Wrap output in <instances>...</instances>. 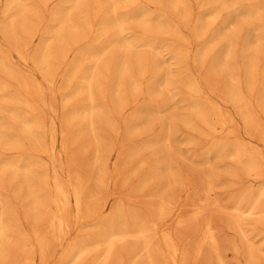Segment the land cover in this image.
Here are the masks:
<instances>
[{
	"label": "rangeland",
	"instance_id": "1",
	"mask_svg": "<svg viewBox=\"0 0 264 264\" xmlns=\"http://www.w3.org/2000/svg\"><path fill=\"white\" fill-rule=\"evenodd\" d=\"M10 1H12V0H10ZM28 1L29 0L25 1L27 7H26L25 2H24V5H23L24 11H25V9L27 11V9L29 8L30 5H32L33 7L35 6L37 9V6L39 5L38 4L39 2L37 0H34L35 2L37 1L36 2L37 5L34 2L32 4L31 3L32 0H30V2H28ZM62 1H64V0H47L46 2H44L45 8L43 6V11L41 9L42 6H40L41 5L40 4L39 5L40 7L38 6V8L41 9V12L43 14H41L39 12L40 10L38 11V9H37V11L39 12L37 14L38 17H42V18L38 19L37 16H34L35 19L37 17L36 22H33V21H35V19H33V21H27V20H29V19H27V17L30 16V14H31V16H30L31 18H33L32 14L36 15L37 12L34 11L35 8L32 9L33 11L28 10V12L30 14H28V12L25 11L24 16H26V18L24 17V19H27V20L25 21L26 23L24 24V26L28 22L36 23V25L34 24V26H33V23H31L32 25L30 26V24H29V27H28V24H27L26 25L27 28L25 26V30L27 29L28 31L27 32L25 30L24 31L26 33H29L30 29H28V28H31V27L36 28L37 30L34 28L31 29V30L37 31V32L32 31V33L34 32V34L36 35V36L34 35V37L32 36L33 34L31 35V33L29 35L24 34L25 32H23V30H22L21 31L22 34L21 33H19V34L21 36H23V41L20 40L21 43L19 41L18 42L15 41V40H14V42H12L14 35H12V34L10 35L9 33L13 31L12 29L14 26L17 25L16 23H15L16 25L11 27L12 29L11 28L8 29L6 27L8 30H10V32L9 31H7V32L6 31L5 32L0 31V36H1L0 37V46L2 45L0 47V49H1V52L5 54V55L1 54L0 59L3 61L5 60L3 62L4 65H5V63L8 62L7 64L9 66L5 65L6 68L9 67L6 69L7 72L9 69H12V71L10 70V72L12 73L14 71L13 73L15 74V77H17V80L19 82V84L18 83L15 84V82L11 81V79H10V83H9V80H6V79H8L7 74L11 75V73L6 72L7 74L5 75L4 72L6 70L3 69L5 66L1 67L4 70V72L3 71H2L3 73L0 72V75L2 76V78H0V82H2V80H3V82H6L7 84H9L11 86H10V90L8 88V90L6 91V87L4 85H2L4 92L5 91H6V93L8 92L7 98H9V101H7V99L4 98L7 96L5 93H4L5 96L3 97V95H2V97H1L2 99L0 101L1 102H2V100L6 101L7 104L10 106L9 102L13 100V102H11V103L17 104L18 108L16 107L17 110H15L16 105H12V104H11V106H12L11 109H9L8 106H6L4 108L3 106L6 105L5 104L6 102H2L1 105H3L2 106L3 108H0V109H2V110H0V116L2 114L0 120H2V117L6 113L9 114L10 111L11 112H15V111L17 112L18 111L17 113H20V111L18 110V109H20V106L18 105V103H16V100H17V102H18V100H21L22 102H24L23 104H21L22 102L19 101L20 105H23V107L25 105V109L23 107H21V109H20V110L24 109V112L20 113L21 115L23 114L22 116H26L24 113L28 114L29 111L28 110L25 111L26 108H29V110H30L31 105L33 107L36 103L37 106L36 107L34 106L35 108L33 110L35 111L37 109L35 111V113L37 115L31 109L32 110L31 112L36 116V118H35V116H32L31 112L28 114V117L32 118L33 120L35 118L36 121L35 120L34 121L36 122L37 127H38L36 134H38L37 140H38V142L40 141V144L37 143L36 146L38 145L40 147V145L42 144V146L43 145L44 146L41 147L40 150L44 147L46 149V150L43 149L44 152H41L42 150L41 151L39 150L40 152L38 150L36 151L35 150L36 147H35V149H31V147H33V145H35L34 143H36L37 140H35L36 142L34 141V143H33V140L30 139V140H32V144H31L32 146H30L31 141L29 140V138H27L23 134L20 135L21 133L18 134V132H20V131H19V129L16 128L18 126H15L16 124L11 120L12 116L9 115L11 118H8L9 116L5 115L3 117V120H5V121H3V122L1 121V123H0L1 131L5 132L6 128H4V125H5V127H7V125H9L12 121L14 124L12 126V123H11L10 126L13 128L14 127L16 128L15 131H17V133H15V134H18V135L16 136L14 134V136H11V137L14 138V137L19 136L20 138L19 137H18L19 139L16 138L15 141L19 140L18 144L21 141V143L24 147L19 148L22 146L21 144H19V147H17V149L16 148L14 149L13 147H11L13 149L10 150L11 148L9 149V147H10V145L12 146V141L14 142V139L11 140V137L9 136L10 139H8L6 141L2 140V142L5 143V144L1 143L2 148L4 146H7V148L6 147H4L5 149L0 148V151L5 150V151H3V154H2V152H0L2 154V157L0 156L1 157L0 159H2V161L4 159H6L4 161H8V162H11V160H12V162H16V163H18L19 160H21L22 162H25L26 160H29V161L33 160L32 163H34L35 167L36 168L38 167L40 169V172L43 171V173L42 172L39 173V170L34 169L33 170L34 173H35V170L37 173V174L36 173L34 174V176L37 175L36 183H35V178L33 176V171H32V176H33L32 180L33 181L32 180H31L32 182L30 180L29 181L31 182V184H33V183L36 184V186L38 184V188L42 193V194L40 193L41 194L40 195L38 193L39 190L37 188V194L40 195L39 198L41 200V202L39 201L40 202V204H39L40 208L39 209L44 211L48 216H50L49 214L55 213L54 210H56V209L58 210V208H59V207H56V209H54V206H58V205L55 204V201H54L55 192H54V189L52 188L53 187L52 183H50V181L51 180L53 181V179H57L63 185V187L65 186L64 189H66V191L68 190V193L70 191L71 192L72 191L73 192L78 191V193H80V195L78 194L80 196V200L81 199L85 200V202L80 201L81 202L80 210L82 211L83 215L80 212L78 214V212L74 208H72L71 206H69V207L67 206L66 208H68L67 209L68 211L66 209H64L65 212L67 211V214L64 215L65 212L63 211L64 212L63 216L67 217L69 219V220H67V224L69 225V227H71L70 231H69L71 234L70 233L67 234V232H68L67 231L64 235L62 234L65 237L62 238V235H60L62 240H60V238H57V242L55 241L56 239H53L55 242H53V240L51 241V245H49L48 248L46 249L47 251H45V253H47V254L45 255V253H44L45 256L44 255L40 256L39 248L35 247V246H37L36 245L37 243L33 242L34 241V235L32 232H33V228L35 227V223H33L34 222L33 221L34 215H33V212H31V211H29V209H27V208H29L28 202H30V201H28V200H30V198L26 196L27 194H22V193H26L27 184L25 183V181H23V180H22L23 182L21 181V179H22L21 176L14 177L15 178L14 179L12 177V175H10V174L8 175V173H7V176H9L13 179V181H12V180H9L11 178L7 177L6 173H3V175H2V173H0V175H2V177L0 179V195L2 194L1 198L2 199L4 198L3 201L9 202V203L6 202L8 205L6 204L5 205L6 208L4 206V209L8 210L11 208V210H12V211L10 210L11 214H13L14 217H16V216L18 217V218L16 217V219H18L17 221H19V223H18V227L20 228L19 233L20 234L24 233L23 235H24L25 239L27 236V239H26L27 241L25 242V244L26 243L28 244V245L23 244V246L25 248L23 246H20V245H18V247L12 248V250L14 249L13 250L14 255L12 253V250L9 251L10 257L8 258V261H10V262L11 261L12 262L18 261L19 262V261H21V259L24 256H26L29 253L28 255H29V258L31 260V264H41V261H45L46 259H48V260H46L47 264H57L58 262H59L58 264H63L64 261H66L68 258H70V257H68L67 259L65 258L68 256L67 253H69V250H68L69 247L75 246L74 244L79 245L82 242L85 243L87 241V244L89 245V246L87 245L88 250L86 249L83 252L84 253V254H82L83 256H80V258L78 257L77 258L78 260L77 259L72 260V258H71V260L74 262L76 260V262H77L76 264H86V263L92 264L93 262L95 264H97V263L102 264V263L106 262V260H107L106 263H108V264H153V263L154 264H167V261L169 259H167V256H164V255L169 253L168 246L169 247L171 246L174 238H175V244H177L179 242L180 245L178 243L177 246L179 245L178 247L180 248V251L181 252L183 251L182 253L180 252V255H179L181 259L178 258V259H180L179 264L180 263L181 264H185V263L186 264L187 263L188 264H212L213 263L212 261H214V264H218V262H217V261H219L218 257H219V259L222 257L220 259L221 262L223 260L225 261V262H222L223 264H225V263L226 264H246L244 262H247L249 264L251 261L248 262V258H246L247 254H245V252L247 253L248 248L246 246H244L245 243H246V245H249L248 242H250V245L256 244L255 247H257L258 249L256 248L254 251H256L257 254L259 253L258 255L260 257L261 253L264 252L263 251L264 250V242L263 243L261 242L262 240H264V237H262V235L264 234V233H262V232H264V230H263L264 227L261 226V228H259L257 226V224L258 225L260 224L257 222L258 219L256 221L257 224L255 226H253L254 223L252 224V219H253L255 214H253V217L250 218L249 216L252 214H247V212H246V215H245V212H241L242 209H245L244 207H241L242 208V209H240L241 211L239 210L242 213L241 214L242 217L240 219H245V220L249 221V218H250V220H251V221H249L251 223H249V222L247 223V221L244 222L245 220L243 221L244 222L243 224L241 223L242 229L245 231L244 233H243L242 229L240 231H236V233L232 231L233 229L229 230V228H230V227H228L229 224L226 225L225 222L229 221V217H227V216H229L228 215L229 212H227L226 208L228 207V210L230 209L231 205L234 202L233 200H235L237 198L236 194H238V192L242 193L243 190H245L247 187H250V186H252L253 188H255V186H256V189H260V188L264 187V184H263L264 183V172L262 171L263 174L258 175L257 177H254L252 174H250V175L242 174L238 180H235L231 176V172L237 168L236 166H232V165H237L233 162L235 160L232 158L229 159V157H226V159L222 161L221 159H224V158H222L223 155L220 156V159L217 158V155L214 154L215 150H213V148L216 147L215 142L217 143L220 140L224 143L226 142L224 139H226L227 141L228 140H230V141L231 140H234V141L237 140V141L243 142L245 144L247 143L248 144L247 148H249L251 153H253V154L256 153L255 156L257 154H259L258 155L259 157H261V156H262V158L264 157V155H263L264 154L263 153L264 152V140L261 138L264 136V129H262L264 127V112L262 114V112L259 111L260 109L263 110L264 106L259 105L261 103H260V101H257L259 98H262V96H263L262 90H264L263 85H262V83L264 84V53H262V52H264V44L262 43V42H264V28H263L264 27V0H180L181 2L178 0V4H177L176 0H175L176 2L174 0L173 1H171V0H141V1L140 0H130V1L129 0H116L117 5H116V1L113 2V0H109L110 1L109 4H108V2H106L108 0H103V1L101 0V2L105 1L104 2V6H105L104 8H103V3H100L97 0H94V1L90 0L91 2L90 1L89 2L92 3L91 4L92 6H94V8H92V6H91V8H92V10H90L91 12L90 11L88 12L90 6L88 8L86 7V6L90 5V3L89 4L86 3L87 0H85L86 2H84L86 4H84L82 2V0L81 1L79 0L80 2L77 0H73L72 2L69 0L70 2H67L68 0L67 1L65 0V2H67L68 5H70V4L73 5V3H75V1L77 2L75 5H80L77 7H75V5L73 6L74 8H76V9H74V8L73 9L77 10L78 13H76L73 9L71 10L74 21L76 20L75 19L76 17H79V18H77V20H79V22H81V18L83 15L82 11L85 14L88 12L87 15L89 14L91 16V17H88L89 15L88 16L85 15V17L87 16L86 20L88 19V21H85L82 18V21L84 20L82 25H85L84 24L85 22H87V23L89 21L90 22H89V25L87 23L85 26L79 25V29L82 27L81 31L82 30L85 31V32L80 31L82 34H81V36L80 35L79 36H80V39L81 38L82 39L81 40L78 39L79 43L77 42V36L74 39V41L71 39H67L71 43H74L76 41L77 43L76 44L74 43L75 45L74 44L68 45L67 44L68 41H66V40L64 41V39H65L64 34H66L65 31L67 28L65 29V31L63 30V28H65V26H67L68 21L66 19L65 20L66 22H64V20L61 18H63L65 16L66 8H68L67 7L68 5L65 6L66 3H64ZM118 1L119 2L125 1V2L119 3ZM41 2H42V0H41ZM61 2L63 5H61ZM94 2H95V5H93ZM98 2L101 5L100 12L102 11V13H101L102 15L98 14V16H95V17L93 16L94 17V19H93L91 14H93L92 11H94V10L96 11V8L98 6H100V5H98L99 4ZM171 2H173V5L171 4ZM182 2H183V5L185 4V7L182 5ZM9 3H11V2H9ZM9 3H8V0H0V12H1L0 13V25H1L0 28L1 29H2V27L7 26V25H5V22L7 24L10 23V21L7 18H5V15L8 17V14H9L8 10H7V14H5L4 17L2 14L3 9L5 8V11H6V9H7L6 7L9 5ZM112 3H114V5H116V6H118L120 4L119 8L111 6V5H113ZM121 3H123V5H124L123 8L121 7V5H122ZM4 4H6V5L8 4V5L6 6ZM174 4H175V6L177 4V8L174 7ZM186 4H188V5H186ZM12 5L13 4L11 3V6ZM59 5H61V8H63V10H60L61 8ZM15 6H16V3L13 5V7H15ZM82 6H83V8H81ZM109 6H110V8H109ZM140 6L144 11L140 8ZM187 6H189V7H187ZM13 7H11L12 10H14ZM56 7L58 9L60 8L59 10H57L58 15H57V13L55 14L53 12V11L57 12ZM112 7H113V9H115V11H117V8H118L117 12H119V9L121 8L120 12L123 13V15H120L121 13L118 14L117 12H115L112 9ZM133 7H135V8L139 7V8H136V9H138L137 13L140 10V13H138V14L142 15L143 18L138 16L136 11H134V9H132ZM237 7H239V8H237ZM52 8H53V10H52ZM64 8H65V11H64ZM80 8L82 11L81 10L79 11ZM105 9H106V11H105ZM145 9L149 10L150 14H148V13L147 14L150 16H151V12H152L153 16L157 17L156 20L160 19L161 17H163L165 19V20H163V18L161 19V22L163 21L162 23H158V22H160V20L159 21L157 20V22H156L157 24H159L158 26L156 25V27H158L159 29H161V27H162V29H161L162 31L160 30L161 32L160 31L157 32L158 30L156 31V29H158V28L155 29V27H154V25H155L154 22L156 20L153 16L152 17L154 19H152V21L150 20L152 17L150 19H148L150 16H148L145 13ZM210 9H213V12ZM12 10L10 9L9 11L11 12ZM44 10H45V12H44ZM50 10H52V11L49 12ZM127 10H129L127 13L128 16H127V14H124V13H126ZM208 10L211 11L213 14L211 12H209ZM236 10H238L237 14H236ZM5 11H4V13H5ZM47 11H48V14L46 13ZM59 11L60 12L62 11L63 13L60 14ZM95 11H94V15L96 14ZM130 11L131 12L134 11V12H132V14H135L134 16H136V18L132 14L131 15L133 17L129 15L131 13ZM239 11H240V13H239ZM100 12L97 11V13H100ZM103 12H106V13L104 14ZM112 12L114 15L115 14L116 15L114 16L112 14ZM141 12H142V14H141ZM154 12L156 13V16H155ZM207 12H209L208 13L209 17H210V14L213 15V16L211 15L212 16L211 19L208 17V14L206 15ZM143 13L146 14L148 16V18L146 16H144ZM74 14L77 16L74 17ZM53 15H55V16L57 15L58 18L60 16V19H58L59 21H56V22H59V23L61 22V24L54 22L55 21L54 19L57 20V17L54 16L53 18H51ZM72 15H70L71 18H72ZM104 15H108L107 19L116 17L118 20H122V18L120 19V17H128L129 18V16L132 19L134 18L136 21H138L141 18L142 20H139V22H141L140 24L143 26L138 24L139 22L136 25L135 21H134L135 23L133 21L129 22V19L124 18L123 20L125 21L126 27L123 26V28H124L123 31H125L126 28L129 26V30H127V32L123 33V31H122L121 35H119V37H120L119 39L120 40L124 39V42H123V40L121 42L119 40L116 41L117 39L115 41L114 40L112 41L111 38H113L114 36H112V34H111L112 37L111 38L109 37L110 36L109 33H112V32L108 33V31H106L108 34H106L105 32L102 33L103 31L100 32L102 30L101 26L103 25V21L106 18V16H104ZM83 17H84V15H83ZM96 17H97V19H95ZM98 17L104 18V19L101 18V20H100V22L102 23V25L100 26L101 28L99 27L100 23L99 22L97 23V21L100 19ZM137 17H139V18H137ZM144 17H145V19H144ZM3 18H5V20H4L5 22L3 21ZM31 18H30V20H32ZM146 18L148 19V22H147V25H144L143 21L146 22L147 21ZM214 18H215V20H214ZM24 19L22 18V22H24L23 21ZM1 20H2V24H1ZM40 20H41V22H40ZM60 20H63V22ZM126 20H128L127 23H126ZM211 20H212V22H211ZM230 20L232 23L230 22ZM50 21H51V23H50ZM122 21H121V24L124 22V21L123 22ZM164 21L169 24L168 25L166 23L167 24L166 30H165L166 27H165ZM3 22H4V24H3ZM45 22H48L49 23L48 25L53 24L52 26L54 29L59 27V25H62L61 29L64 31V33L63 32H62L63 34L60 33V34H62L60 36L62 38L60 41H58L59 43L58 42H57V44L55 43L56 37L55 38L51 37L54 35L53 32H52L53 35L50 34L51 31H53L51 25H50L51 30H49L50 28L49 29L47 28V30H45L46 29L45 27H49V26H46L47 24ZM79 22L75 21V23H79ZM19 23L20 22H18V24ZM62 23H64L65 25ZM128 23H129V25H128ZM56 24H59V25L56 26ZM223 24H224V28H222ZM227 24H228V26H227ZM2 25H5V26H2ZM63 25H64V27H63ZM90 25L93 26V30H94V27H95V29H98L97 31L94 30L95 34H94V32H93V34H90L92 32V27L91 28L89 27ZM160 25H162V26L159 27ZM262 25H263V27H262ZM43 26H45V27H43ZM145 26H146V28H150V29H152L154 27V29H152L151 31L148 30L149 32H151V33H149L148 31L147 32L145 31L146 28H143ZM18 27H19V25L15 27L16 32L15 31H14L15 33L12 32L13 34L16 35L17 31L20 32V30H18ZM87 27H89V28H87ZM99 29H101V30H99ZM48 30L50 33L49 32L46 33ZM89 30H91V32ZM130 30H132L131 33H129ZM163 30H165V31H163ZM216 30L218 33L220 32L219 33L220 35L216 32ZM251 30H252V32H251ZM86 31L90 32V33H88V36H87ZM80 32H79V34H80ZM215 32L217 33L218 36L217 35L215 36ZM5 33L7 34V36H5L7 40L9 39V38H7L8 34H9V37L11 36V38H10L11 41H9V40L8 41L10 43L12 42L11 44L13 45V47L12 46L11 47H12V49L14 48V51H12L10 49L11 47L9 46L8 41L3 36ZM85 33H86V35H85ZM100 33H102V35L105 36V37L103 36L104 40L106 39V37L109 40L111 39L110 41L108 40V42L112 41L111 42L112 44L109 43L110 44L109 45L108 43H106L107 42V39H106V42H104L105 46L102 45L103 39L101 42L102 35L100 36ZM122 33H123V35H122ZM125 33H127V34H125ZM132 33L134 36H132ZM152 33H154V34H152ZM96 34L100 36V37L98 36L99 40H96V38H95V37H97ZM26 35L28 36V38ZM49 35H51V36L49 37ZM82 35L86 36L87 38L84 37V39H83ZM92 35H94V36H92ZM127 35H129L128 37L132 38V39L127 40L128 39ZM143 35L145 37L142 38ZM240 35H241V37H240ZM154 36L156 39H158V42H160V41L162 42V43L160 42V46L164 45V47L159 48L158 47L159 43L157 44V43L153 42V40H151V39H150V44L152 41L153 44H151V46L155 49H153V48L149 49L150 46L145 45L146 43H149V40H147V39L144 40V38H150V37L154 38ZM214 36H215V38H213ZM233 36L236 39L238 36L239 39L236 40L237 42L234 40L235 38ZM89 37H93V38H89ZM121 37H122V39H121ZM133 37H136V38L133 39ZM48 38H49V40H48ZM139 38L140 39L142 38L141 41L139 40L140 42L138 41L139 44H141V45L136 44V42H137L136 40H138ZM232 38H234L233 39L234 41L232 40ZM241 38L244 41L242 40V43L240 44ZM25 39H27V40H25ZM51 39H53V40H51ZM214 39H216V40H214ZM228 39H230V40H228ZM212 40L215 42L213 43ZM48 41H49V43H54L53 44L54 46H52L50 44V46H52L51 49L57 50L59 47L61 48V49L59 48L60 51H58V54L60 53L59 55L61 58L57 57V54H55L56 52H54V54L56 55V57H54V59L57 60V58H58V61H56V65H55V63H53V59L51 60V63H53L54 67H55L54 68L52 66L53 64H51V66L53 67L52 71L50 70V68L47 71L46 70L47 65L45 63L41 64L42 61H41L40 56L36 55V54L40 55L39 51L42 50V49H40L41 46L44 47V44H46V42H48ZM98 41H100L101 43ZM132 41H134V42H132ZM145 41H146V43H145ZM62 42H67L65 45H68V46H65V48L63 47V51H62V46H60L61 44L63 45ZM81 42H83V43H81ZM86 42L89 45H86ZM113 42H114V44H113ZM115 42H117V43L119 42L118 43L119 45L117 43L115 45ZM122 42H123V44H121ZM142 42H143V45H142ZM156 42H157V40H156ZM97 43H98V45H97ZM99 43H100V45H99ZM126 43H127V45L129 44L128 46H129L130 50L127 49L128 47H127ZM131 43H135V44H133V47L132 46L130 47V45H132ZM208 43H209L210 47L207 46ZM210 43H211V45H210ZM215 43H216V45H215ZM232 43H234V44L232 45ZM19 44H21V45H19ZM92 44H94L93 47L91 46ZM95 44L97 47L95 46ZM107 44H108V47L106 46ZM156 44H157V46H153ZM76 45H78V46H76ZM85 45H86V48H83L84 49L83 50L82 47H85ZM113 45H115L114 49H113ZM134 45H135V47H134ZM230 45L233 47V49L235 46L236 47L235 50H233ZM20 46H22V47L19 48ZM73 46H75V47L73 48ZM88 46H89V49L94 48V46H95L96 50L99 47V50L101 51L100 55H102L103 52L106 53L107 50L108 51L111 50V51L115 52V55L114 56L110 55L111 51L109 54L106 53V55L111 56V57H115L117 54V55H119L118 57H120L121 53H123L124 56L121 57L123 59L124 57H126L125 56L126 53L129 55L131 54L133 56H136V54H138V52H139V55H141L139 57H142V59H144L146 57V59H147V60L143 61V60H141V58L139 59L138 55H137L138 58L134 57L135 58L134 61L139 62L141 60L144 63V64H142V62L140 61L142 66L146 64L144 66L143 72H142V70H140V73H139V71H137V70L139 68L141 69L142 66L140 65V63L135 64L133 62L134 58L131 57L132 58L131 59L130 56L127 55L131 59L132 63L131 64L128 63V65H127V68H129V69H127L128 72H124V73L125 74L131 73L130 76L129 75L127 76V77H129V79L131 78V80H130L131 84H132L133 80L135 81L136 79L137 80L139 79L138 81L136 80L137 83L140 81V83L137 84L138 86L135 85L136 81H135V84L133 83L131 85L130 81L128 80L129 81L128 82L125 79L127 77L123 76L124 73H123V75H122V72L118 73V66L113 68L114 65H118L117 63L116 64L111 63L110 68L108 67L110 62H114L116 60H117L116 62H118L119 61L118 57H117V59H116V57L114 59H112L110 57L112 60L109 59L110 62H107V61H109L108 60L109 57L105 58L106 55L104 54L105 56L103 57V59H106L104 63H103L104 60L101 59L102 56H100V55L98 57L100 59L97 58L98 60L96 59V62L95 63L93 62V65L94 64L97 65L96 69H99V70L101 69L102 72L105 70L103 76L105 74L106 75H109V74L112 75L113 81H117V80L113 79L114 78L113 74H115L116 70H117L118 76H123L122 78L119 77V79H118V76L117 77L115 76L116 79H118L117 82L121 83L122 88L124 86V89L121 88L122 89L121 91H123V93L120 91V93H122L123 95L122 94L120 95V93H119L118 94V96H120V98H119L117 96V94L116 95L114 94L115 93L114 92V88H115L114 85L115 84L117 85V82L113 83V87H114L113 88L111 86L112 85L111 83L113 81H110L111 77L108 78L110 75L106 78L108 80L104 81V80H106L105 79L106 75H105V77H102V74H100V73L98 74L99 79L101 80L100 85L103 86V84H104L105 87L109 85L108 87L110 89H112L111 93H110L109 89L105 90V92H104L106 95L104 97L105 101H103V96L101 97L102 98V101H101V99H100L101 93H99V97H98L100 102L96 99V101H98L99 103L106 102V104L104 105L105 107L102 104H99V105H102L101 109H103L100 112V114H102V119L100 120L101 117L99 118L98 116H101V115L97 116L96 113H94V115L92 116L94 122L96 121L95 123H97L95 125V128L97 130L96 138L98 136L97 147H98V149H101V150H99V152L101 151L100 152L101 155L99 153L98 157H96L95 154L92 155V153H94L93 148L96 144L93 145V142L95 141V139L92 138V136L89 137L91 135V133L88 132L89 129L86 127L87 126L86 123H84L85 124V126H84L83 122L79 121V119H77V118L71 119V110H70V109H73L75 106L80 107L78 105L84 103L85 101H86L85 103H87V100L84 97H82V98H84L85 101H84V99L79 101L78 99L80 98V96H84V95H79V94L76 95V93L74 91L75 86L79 85V84H83L84 80L81 78L83 81H81V80L79 81L78 74H76V76H74L73 73L75 71H73V70H76V73H77V67L76 66H78L79 68L81 67V65H79V63H84V62H82V59H83V61H85V63L87 62V59L89 62V63H86L85 70H87V71L92 70L90 68H93V65H91L90 62L95 61V58H91V56L89 55V52L93 51L94 49L90 51L88 49ZM116 46H118V47H116ZM123 46H125V47H123ZM205 46H207L208 49H206ZM16 47H18L19 50L21 49L20 52L24 51L23 52L24 54L22 53L24 55L23 59H20V57H22V55L20 56L16 53V51H15ZM104 47H105V49H104ZM122 47L125 49H122ZM165 47L166 48L168 47L167 50H165L166 49ZM169 47H170V49H169ZM117 48L120 49V51ZM162 48L165 51H163ZM4 49H5V51H4ZM78 49H79V51L81 50L82 52H84V51L86 52V50L88 49L87 54L90 57L88 58V55L86 53H85L86 55L82 54V52H80L81 55L78 57V55H79V51H77ZM158 49H160L159 51H161V53H159ZM225 49L226 50L228 49V50L226 51ZM125 50H127V52ZM128 50H129V52H128ZM155 51H158L159 55ZM124 52H126V53L124 54ZM224 52H225V54H224ZM229 52H232V53H229ZM75 53L76 54L78 53V55H76L77 61H75V59H74ZM170 53H173L174 54L173 56L176 55V57H173L172 54L170 55ZM227 53H229V54H227ZM15 54H17L18 56H16ZM160 55H162V57ZM229 55H232L233 57H231ZM26 56H27L26 60L28 59L27 62H25ZM81 56L83 58L80 59ZM5 57L6 58L9 57V58H7L8 60ZM128 57L124 58L123 61L127 60ZM170 57H173L175 59L170 58ZM224 57H226V58H224ZM230 57H231V59H227ZM129 58L126 61V64H127V62H129ZM78 59H80L81 62H79ZM250 59H252V60H250ZM29 60H31V61H29ZM39 60L41 62H39ZM72 60L75 61V63H77V65L75 64L76 69H71L72 67H74V65L72 67L69 65L70 63L72 65V63H73V62H71ZM101 60H102V64H101ZM174 60L175 61L177 60L176 63H174L175 62ZM224 60H225V63L223 64ZM227 60H228V62H227ZM97 61H99L100 63L97 64ZM177 62H179V63H177ZM65 63H66V66H65ZM157 63L160 65H156ZM249 63H251V65ZM63 64L65 67L63 66ZM87 64H89L90 66H87ZM107 64H108V66H107ZM132 64H133V66H132ZM43 65H46V66L43 67ZM60 65L62 67H60ZM83 65H82V68H83ZM101 65H103V66H101ZM129 65H130V67H129ZM139 66H141V67H139ZM156 66H158V67L160 66V67L158 68ZM52 67H51V69H52ZM87 67H89V68L87 69ZM103 68H104V70H103ZM249 68L252 71H250ZM255 68H256V70H255ZM2 69H0V71ZM83 69H81V70H83ZM108 69H110V71L107 74L106 70H108ZM113 69H116V70H113ZM99 70H98V72H99ZM68 71H73V72H68ZM84 71L79 70L78 73L80 74V72H81V74H82ZM113 71H115V73ZM18 72H19V77L17 74ZM111 72H113V73L111 74ZM160 72L162 73V75H160V77L162 78V79H160L161 81H159L160 77L157 78V76L159 75ZM164 72H166V73H164ZM70 73L73 74L72 75L73 79L75 77H78V79L75 78L78 82L74 79L77 83H75V81L73 82L72 78L71 79L69 78V77H71ZM84 73H86V71ZM87 73H89V72H87ZM117 73H116V75H117ZM248 73H249V75H248ZM2 74H4V75H2ZM14 74L11 76H14ZM81 74L79 76H81ZM252 74H254V76L250 77V75H252ZM27 75L29 77H27ZM231 75H233L234 77H237V78L230 77ZM3 76H5V77L3 78ZM25 76H26V78H24V80H22L23 77H25ZM154 76L156 78H154ZM45 78H48V79L50 78L49 80L52 81L51 84L48 85L45 82ZM132 78H133V80H132ZM164 78H165V81H164ZM251 78H252V82H254V83L250 82ZM12 79L15 80L16 78L15 79L12 78ZM120 79H121V82H119ZM122 79H125L127 82L125 80H122ZM156 79H158V81ZM17 80H15V81H17ZM154 80H156V81H154ZM28 81L31 84L39 83L41 85L40 86L41 91L37 90V92H36L35 91L36 88H33L34 87L33 85L31 87L30 83H29L30 85L28 83L26 84V85H28V88H29V90H28L27 86L24 84L25 82H28ZM108 81H109V84L107 85ZM123 81H124V83H123ZM145 81L147 82L146 85H145V83H146ZM187 81H189V82L191 81V83H193L194 85L193 84L189 85V82L187 84ZM184 82H186V85ZM73 83H75L76 85H74ZM232 83H234V84H232ZM235 83H237L236 86L238 85V87H240L241 94H239L240 93L239 91H237V90L235 91L236 88L239 89L238 87L234 86ZM7 84H5V85L7 87H9V85H7ZM20 84H22V85H20ZM159 84H160V86H159ZM17 85H19V87H22V88L21 89L18 88ZM231 85H233V86H231ZM249 85H250V87H249ZM101 86H99V87L101 88ZM119 86H120V84H119ZM135 86H137V87H135ZM183 86H185V87H183ZM13 87L15 89H20L19 92H22L23 95H24V93H27V94H25V96L22 97V94L21 93L19 94V92H17ZM99 87H98V89H99ZM130 87L133 89H131ZM231 87L235 88L234 91L236 93L238 92L237 95H235L236 93H234L233 90L230 89ZM248 87L249 88L252 87V89H253V90L251 89L252 90V93L250 92L251 94L247 93V92H249ZM71 88H73L74 90L72 89L73 91H71ZM194 88L195 89L197 88V89L195 90ZM11 89H14L16 91L15 92L13 90L15 92V94L13 91H11ZM22 89H24V90L22 91ZM101 89L103 92L104 91L103 89H105V88L102 87ZM30 90H32L34 92V94H32L33 92H31ZM25 91H28V92H25ZM61 91H63V93H64V91H67L65 93L67 94V96L69 98L67 96H65L67 98L66 103L71 101L70 98L72 97V95L74 96V94H75V96L72 98V99H74V101H73L74 104H72V102H69L68 105L64 104L63 102H65L66 98L63 97L64 101L62 100V95H65V94H62ZM96 91L98 92L99 90H96ZM229 92H231V95ZM258 92H260L261 97H260V94ZM0 93L3 94V92H0ZM30 93L32 94L31 96H33V98H34L33 99L32 97H30V98H32L31 101L35 102V103L33 102L34 105L26 97V95L29 97ZM96 93H94V94H96ZM18 94H19V97H22V98H19ZM172 94L175 96V98L178 100V102L182 101L183 99L184 100L182 102L178 103V102H176V99L174 98V96ZM108 95H110V96H108ZM187 95H188V97H187ZM232 95H234L233 97L236 96L235 100H233L234 98L232 99ZM76 96L79 97L77 99L79 101L78 105H75L76 103H78V101L75 100L77 98ZM97 96H98V94H96L95 98H97ZM241 96H242V99L243 98L245 99V101H244V99L242 100L243 103H242V101H239L241 98L238 99ZM48 97H50V98H48ZM113 97L115 98V100ZM10 98H11V100H10ZM40 99H41V101H40ZM42 99L45 101L46 105L44 103H41V102H43ZM111 99L113 102L110 104ZM118 99H120L122 101L118 102ZM237 99H238V101H236ZM165 100L168 101V105L169 104L171 105V106H169L170 109L167 108L168 106L166 107L167 102L165 103ZM192 100L193 101L196 100V102H195L196 104H198L197 103V101H198L200 103V106L203 104L201 107H204L203 108L204 112H205L204 113V120L199 119L195 113L192 114L194 111H193L192 107H189V106L195 105ZM38 101H40L41 106L39 105ZM75 101H77V102L75 103ZM82 101H84V102H82ZM169 101H171V102H169ZM218 101L221 102L224 116L226 117V119L228 121L230 120L229 124L232 122L230 124L229 128L227 130H225L224 132L219 131V130L215 131V127L213 126V125H215V121H216V119H214V116L212 114V112H214L213 110L215 107H210V105L212 106L213 103L215 105L219 104L220 102H218ZM229 101L231 103H229ZM247 101L251 102V103L256 101L253 105L252 113H254V116H256V114H257V117H253V115L251 117L257 118L259 126L262 128L258 127V129L256 130V128L254 126H251L250 123L245 121L248 119L245 116L246 115L245 113L247 110V109H245V106H246L245 103H247ZM142 102H143V104H142ZM189 102L193 103V104H190ZM85 103L83 105H86ZM160 103L162 105H163V103L165 104V105H163L164 108L160 105L161 106L160 108L164 109L163 111L159 108ZM27 104H30V105L27 106ZM43 104H44V106H42ZM187 104L189 106H187ZM83 105H81V106H83ZM150 105H151V107H149ZM172 105L175 107H172ZM241 105H243V107H241ZM154 106L157 109H159L160 112L157 111L156 108H155L156 109L155 110ZM198 106H199V104H198ZM254 107L257 110H255ZM50 108H51V112H50ZM109 108L111 109V110H109L110 112L108 111ZM6 109L9 111L5 112V111H7ZM150 109H153V110H150ZM167 109L170 110L169 111V113L171 112L170 114L167 112L168 111ZM3 110L5 113L3 112ZM69 110H70V112H69ZM154 110H155V112H154L155 114H153V112H152ZM224 110H225V112H224ZM147 111H148V113H147ZM226 111L229 112V116L227 114H225ZM258 111L261 113H259ZM156 112H159V113H156ZM103 113H105L104 115L107 114V116L103 117L104 116ZM97 114H99V111ZM144 114H146V115L144 116ZM167 114H169V115H167ZM214 114H215V112H214ZM140 115H141V117H144V118L147 117V115H148V117L145 119L144 118L142 119L140 117ZM152 115H154V116H152ZM6 116H8V117H6ZM69 116H70V118H69ZM95 116L98 117V120L94 119V118H97ZM135 116L136 117L138 116L140 118H136ZM28 117H26V118H28ZM194 117H196V118H194ZM37 118H39V119H37ZM52 118H53V120L55 119L56 124H58L56 126H57V129H59V131H61L60 129H61V127H63L62 133H59L56 129L55 142L54 143L51 141L52 140L51 136L53 135V133H52L53 130L50 126L51 125L50 120H52ZM6 120L9 121L8 124H6L7 123ZM39 120H43V121L41 122ZM141 120H143V121H141ZM137 121H139V122H137ZM133 123H135L134 126H133ZM136 123L138 126L136 125ZM2 124H4V125L1 126ZM211 126L214 127L213 128L214 130H212ZM49 127L52 130V132L50 131ZM58 127H60V128H58ZM4 129H5V131H4ZM14 129L12 130L13 132H14ZM229 129L232 130L233 135L230 134L231 132H229ZM74 130H76V131H74ZM10 131H11V129L9 130V127H8L7 133H9L11 135L13 132L12 131L10 132ZM234 131H236V132H234ZM65 132L67 134H65ZM81 132L85 136V140H83V143H81L82 141L80 142V140L78 141V139H80V138L77 137L78 133H80V136H83V135H81L82 134ZM228 132H229V134H228ZM206 133H208L207 134L208 136L212 133L213 134H212V136L210 135L208 137L206 135ZM250 134L253 135L252 136L253 138L256 139V137H257L258 139H261V140L258 141V139H257V141L256 140L253 141V139L250 137ZM59 135H60L61 139L63 138V142L65 140V143L60 144V146H62L61 147L62 149H59L60 146H59L58 142H61ZM258 135H260V137ZM21 136H23V138ZM48 136L51 137V140H49ZM254 136H256V137H254ZM0 137H2L1 132H0ZM38 137H40L41 140L38 139ZM21 138H22V140H20ZM82 138H84V137H82ZM167 139H168V141H166ZM9 140H11L10 143H9ZM41 141H43V142H41ZM85 141H87V143L90 142V144L84 143ZM50 142H51V144H50ZM52 144L54 145V147H53V150L51 152L52 157H53L51 160V158H50L51 156L50 155L48 156V154H46V153H48V151L50 152V149H52V146H53ZM65 144H66L67 148L65 146L63 148V145H65ZM83 144H87V145L84 146ZM79 145H81V147ZM90 145L93 147H90ZM209 145H210V147H207ZM212 145H213V147H212ZM214 145H215V147H214ZM249 145H250V147H248ZM38 146H37V148H39ZM84 147L88 148L89 150L92 148V150L89 151L88 149L85 148L86 150H88V152L87 151L83 152L85 150ZM18 148L20 150H18ZM252 148H256L257 150L256 149L254 150ZM63 149H68V150L65 151ZM81 149H83L82 152H81ZM211 149H212V151H211ZM51 153H49V154H51ZM200 153H201V155H200ZM206 153H208V154H206ZM24 154H25V156H24ZM210 154H211V156H209ZM205 155H208V156L206 157ZM16 156H17V158H16ZM20 156H21V158L24 157V159L23 160L20 159L19 158ZM202 156L204 157L205 160L203 159ZM212 156H214V157H212ZM3 157H4V159H3ZM9 157L11 158L10 161L8 160ZM13 158H15V159H13ZM208 158L211 162L208 160ZM206 160H208V161L206 162ZM213 160H216V163ZM21 161H19V163H21ZM49 161H51V162H49ZM35 162H37L36 163L37 166H36ZM208 162L212 163V166ZM54 163H56V165ZM204 163L206 166L204 165ZM40 164H42L43 166ZM218 164L221 165V166L219 165L221 168L218 167ZM207 165H210V166H207ZM213 165H216V169ZM51 166H54V167H51ZM222 166H224V167L228 166L229 171L224 169V167H222ZM46 167H47V169H45ZM230 167H233V168H230ZM55 168L57 169L56 171H55ZM73 168L75 171L73 170ZM50 169H52L53 172L55 171V173L58 171L56 173V175H58L60 177H58L54 173H52V171ZM77 169H78V171H81L80 172L81 176L78 175L79 172L76 173ZM230 169H231V171H230ZM70 172H71V174H70ZM91 172H93V173L90 174ZM44 173H45V175H42ZM46 173H47V175H46ZM72 173H74L75 179H73L74 178L73 176L71 177V175H73ZM52 174H54V175H52ZM66 174H68L70 176L68 177V175H66ZM83 174L85 176H83ZM221 174L223 176H221ZM42 176H43V179H42ZM44 177L49 178V179L45 180ZM70 177H71V180H69ZM84 177L87 178V181L85 180ZM230 177H231V180H230ZM83 178H84V180H83ZM29 179H31V176H29ZM78 179H81L82 182L83 181L86 182V187H85V184H83V188L85 187L84 189L82 188V185H81V189H80V185L78 184ZM40 180L43 181V184H42V181L40 182ZM71 181H72V183H71ZM221 181H223V182L221 184H219ZM231 181H233V182H231ZM85 182H83V183H85ZM87 182H89L88 185H87ZM70 183L72 184V188L70 186L71 185ZM22 184H23V187L25 186V188L22 187ZM74 184H75V186H74ZM89 184H90V186H89ZM260 184L263 186L261 187ZM43 186L45 188H43ZM205 186L211 188L210 190L208 188V191L210 193L206 190ZM77 187H78V190H77ZM87 187H88V189H87ZM89 188L92 191V193L89 192L90 191ZM202 188L204 191L202 190ZM41 189H43L44 191ZM85 189H86V191H85ZM52 190H53V192H52ZM206 192H208L209 194H207ZM96 193H98V194H96ZM202 193H203V195H202ZM233 193H234V195H233ZM43 194L45 195L44 197H46L47 199L42 197ZM81 194L82 195L86 194V196L82 197ZM8 195H9L10 200L8 198ZM93 195L95 197L94 198L95 200H93ZM97 195H99V197ZM21 196L23 197L24 201H23ZM203 196L204 197L206 196L205 198L208 200L204 201ZM232 196H234V197H232ZM25 197H26V200H25ZM202 197H203V201L205 202V205L203 204L204 203L203 201L201 204V201L199 200L200 198L202 200ZM262 197H264V195ZM18 198H21L22 200L18 199ZM42 198H44V200H46V202ZM232 198H235V199H232ZM230 199H232V200H230ZM161 201L162 202L165 201L167 203V212L168 213L166 215H160L159 214L158 205L161 203ZM260 201H262L261 202V205H262L264 202V199L263 198L259 199V201H258L259 207L261 206ZM87 202H88V204H87ZM199 202H200V204H199ZM230 202H232V204ZM43 203H44V206H43ZM94 203H96V204H94ZM104 203H107L106 207H103ZM24 205L27 207H24ZM41 205L43 208L41 207ZM201 205L204 207L201 208L200 207ZM7 206H8V208H7ZM48 206H49V208H48ZM89 206H91V208ZM141 206H145V208H142ZM262 206H261V208H263ZM45 208H46V210H45ZM93 208L95 211L93 210ZM149 208H150V210H149ZM13 209H14V211L18 210L17 211L18 213L14 215ZM26 209H27V213L29 211V215L25 213ZM258 209H260V208H258ZM7 210H6V212H8ZM92 210H93V213H92ZM169 211H170V213H169ZM50 212H52V213H50ZM73 213H75V215ZM124 213L125 214L127 213V216L129 215V217L123 215ZM142 213H143V215H142ZM174 213L176 214V217L174 216L175 215ZM77 214H78V216H77ZM130 214H132L131 215L132 219H131ZM73 215L77 218L80 217V215L83 216L81 218H84V217L87 218L88 217L90 222H87L89 220L88 219L85 220V218L83 219V223H82V220L80 218L78 221H76L77 218L75 219V217ZM120 215H121L120 219L122 221L119 219V217H117ZM134 215H137V219H135L136 216H134ZM180 215H182L183 217ZM225 215H226V217H225ZM256 216H258V215L256 214ZM24 217H26V218L30 217V218H28L29 220L27 221V219L26 218L24 219ZM106 217H107L106 221H109V220L110 221L107 222L105 225L108 224V226L110 225L112 228L117 227L115 225L116 222H117V225H118V223L121 222L120 225H118V227H120V231H121V229H124L123 232L125 231L122 236H121V233H123V232L121 231V233H120V231H119L118 232L119 234L117 233L118 235H116V236L113 235V236H110V238L109 237L106 238V235H108V234H106V231H108V230L110 231V229H112L111 227L109 228L108 226L106 228L104 226L103 222H101V220H105ZM108 217H109V219H108ZM125 217H127L126 220H125ZM115 218H117V220H119V221H117ZM225 218H227V219H225ZM255 219H256V217L254 218L253 222H255ZM98 220H100L99 223H98ZM130 220H132V221H130ZM84 221H86L87 223ZM106 221H104V222H106ZM127 221H129L128 225L125 223ZM205 221L212 223V225L208 222L206 225H203L206 223ZM241 221L242 220H240V222ZM153 222H154V224L157 223V225L161 226V228L162 227L165 228V230L168 229L167 231L170 233L171 242H169V240H166L164 238V236L162 237L163 233L161 230L163 228L159 230L160 227L156 228L154 226ZM84 223H86V225ZM100 223H101V225H100ZM70 224H72V225L70 226ZM98 224L100 225V228H99ZM125 224H126V226H125ZM248 224H250V226H252V227L257 228V230L260 229L261 232L259 230V233H258V231L255 228L254 229L256 230V232H254L255 230H253V229H252L253 231L250 230L252 227L250 228L248 226ZM36 225H37L36 226L37 229H40V230L42 229L41 231H43L47 228L48 221L42 220L39 222V224L36 223ZM73 225L75 227H73ZM102 225L106 229L102 228ZM165 225H166V227H165ZM207 225L208 226L211 225L210 228L213 230V232L211 231L212 237H215L217 239L216 240L217 242L214 241V243H213L210 241V243H209V241H208V244L207 243L204 244L203 239H202L203 238L202 231L204 232V230H206V229H202V228H204V226H207ZM201 226H203V227H201ZM38 227H41V228H38ZM43 227H45V228L43 229ZM101 228H102V230H101ZM103 229H105L106 231ZM200 230H201V234H200ZM29 231H31L30 232L31 234L29 233ZM71 231H73V232H71ZM103 231H105L104 233L106 235H104V233H102ZM159 232H161V236H159L160 235ZM214 232H215V234H214ZM252 232H254V233H252ZM99 233H101L102 235ZM237 233H238V236L236 235ZM240 233L242 234V236ZM243 234H245V235L247 234L248 236L247 235L246 236L248 237V239ZM260 234H261V236H259ZM254 235H258L259 237L254 236ZM28 237H29V239L33 237L32 238L33 241L31 242V239L29 240ZM72 237H74V238H72ZM241 237H244V238L242 239ZM252 237L256 238V239H253ZM257 237L260 241L257 239ZM260 237H261V239H260ZM200 238L202 241L200 240ZM237 238H238V240H236ZM250 238L253 239V240L251 239L252 242L254 241L253 243L251 242ZM244 239L247 242L244 241ZM58 240H59V242H58ZM142 240L149 242V246L144 245L148 250L145 249L144 247L142 248V246L144 244L142 242ZM233 240H234L235 244L233 243ZM166 241H168V243ZM176 241H178V242L176 243ZM237 241H239V242L241 241L242 243L244 241V243L242 244L243 246L242 245L239 246V244H238L239 242H237ZM161 242H162V244H164L165 248L162 247ZM163 242H166V243H163ZM197 242H198V245H196ZM241 242H240V244H241ZM70 243H71V245L68 246V244H70ZM72 243H74V244H72ZM94 243H95V245H94ZM199 243H202V246ZM211 243H213V245ZM215 243L217 244V246H215ZM34 244H35V246H34ZM141 244H142V246H141ZM167 244H168V246H167ZM231 244L234 245L233 246L235 248L234 250H236V248H237V251L239 252L238 254H235V252H237V251L233 250V247ZM166 246H167V248H166ZM214 246L217 247V250ZM251 246H253V245H251ZM20 247L23 248V252H21V249H18ZM241 247H243L242 255L244 254L246 257L240 255L241 252L239 250L241 249ZM244 247H246L247 249L244 250ZM198 248H201V249H198ZM214 248L217 252L213 250ZM259 248H261V249L258 252ZM160 249H161V251H160ZM163 249L167 252H165ZM183 249H185V250H183ZM143 250H145V251L143 252ZM231 250H233V252ZM20 252L22 253L21 258H20V255H21ZM26 252H27V254H26ZM36 252H37V254H36ZM58 252H59V255H58ZM213 252H215L214 253L215 255H212ZM17 253H19V254H17ZM30 253L31 254L33 253L32 255H35V256H33V258H32ZM65 253L67 256H65ZM216 253H217V255H216ZM10 254H12V255H10ZM36 255L40 256V257L38 258ZM167 255H168V258H170L169 254H167ZM219 255H221V256H219ZM150 256H151V259L149 260ZM262 256H264V255H261V258L263 260L264 257H262ZM13 257H14V260H13ZM41 257H43L42 258L43 260L40 259ZM163 257H164V259H163ZM104 258H105V261H104ZM212 258H213V260H212ZM127 259H128V261H127ZM244 259H245V261H244ZM1 261L2 260H0V262ZM60 261H63V263L62 262L60 263ZM169 261L170 262H168V264H173L171 262V260H169ZM257 261H259V260H257ZM252 262H251V264H253ZM261 262L259 263V262L254 261L255 264L256 263L262 264ZM12 264H15V263H12Z\"/></svg>",
	"mask_w": 264,
	"mask_h": 264
},
{
	"label": "bare ground",
	"instance_id": "2",
	"mask_svg": "<svg viewBox=\"0 0 264 264\" xmlns=\"http://www.w3.org/2000/svg\"><path fill=\"white\" fill-rule=\"evenodd\" d=\"M25 1H26V0H12V1L8 0V3L11 2L13 5L16 3V6H15V7H13V5L11 6V3H9V5H10L11 7H13L14 10H12V8H11L8 4H7L8 6H7L6 4H4V5L7 6V7H6L7 9H6V11H5V8H4L3 11H2V14H3V17H4V15L7 14V10H8V13H9V14H8V17L5 15V18H7V19L10 21V23L7 24V23L4 21L5 18H3V21L5 22V25H7V26L2 25V26H5V27H2V29L0 28V31H1V32H2V31H4V32H5V31H6V32L9 31V32H10V30H8V29H10L12 26H14V25H16V24H17L16 26L19 25L18 30H20V32L17 31L18 34L16 33V35L12 33V32H14V31L16 32V28H15L16 26H14L13 29L11 28L13 31L11 30L12 32H10L9 34H10V35H11V34L14 35V38L12 37V38H13V41H12V42H14V40L17 41V42H18V41L20 42V40L23 41V36H21L19 33H21L22 30H23V32H25V31L27 32L28 30H27V29L25 30V26L28 24V27H29V24H30V26H31V25H32L31 23L36 22V19H37V17H38L37 14H38L39 12H40L41 14H43V13L41 12V9H42V11H43V6H44V8H45V5H44L45 3H44V2H46L47 0H46V1H45V0H42L43 3L41 2V0H37V1L39 2L38 4H39V5L41 4L40 6H42L41 9L38 8L39 5L37 6L38 11L40 10L39 12L37 11L36 7H35V6L33 7L32 5H30L32 8L29 6V8L27 9V11H26V9H25L26 12H28V10H29V11H33V10H32L33 8L36 9V10L34 9V11H36L37 13H36V15H33V14H32L33 18L30 17L31 14L28 12V14H30V16H28L29 18L27 17V19H29V20L24 19V17L26 18V16H24V15H25V11L23 10V5H24V2H25ZM37 1H36V2H37ZM66 1H67V0H66ZM70 1L72 2L73 0H70ZM70 1L68 0L67 2H70ZM77 1H79V0H77ZM80 1H81V0H80ZM80 1H79V2H80ZM89 1H90V0H87V2H86L85 0H82L83 3L86 2V3H88V4H89L92 0H91L90 2H89ZM93 1H94V0H93ZM97 1H99L100 3H103V8L105 7V6H104V2H105V1H104V2H101V0H97ZM102 1H103V0H102ZM115 1H116V0H113V2H115ZM129 1H130V0H129ZM129 1H128V2H129ZM140 1H141V0H140ZM171 1H173V0H171ZM174 1H175V0H174ZM176 1H177V4H178V0H176ZM176 1H175V2H176ZM179 1H180V0H179ZM13 2H14V3H13ZM28 2H30V0H29ZM33 2L36 4V2H35L34 0H32L31 3L33 4ZM55 2H56V1H55ZM62 2L66 3L65 6L68 5L67 2H65V0L62 1ZM62 2H61V5H63ZM79 2H78V3H79ZM95 2H96V1H95ZM95 2H94L93 5H95ZM99 2H98V3H99ZM106 2H108V4L110 3L109 0L106 1ZM118 2H119V1H118ZM120 2H123V1H120ZM120 2H119V3H120ZM124 2H125V1H124ZM124 2H123V3H124ZM142 2H143V1H142ZM180 2H181V1H180ZM180 2H179V3H180ZM183 2H184V1H183ZM183 2H182V5H183ZM31 3H30V4H31ZM76 3H77L76 1H75V3H73V5L69 3L70 5H68V6H67L68 8H66V13H65V16H64L65 18H64V17L61 18V19L64 20V22H66V21H65L66 19H67V21H68V22H67V23H68L67 26H65V28H63L64 31H65V29L67 28L66 31H65L66 34H64L65 36L63 35L64 38H65L64 41H65V40L68 41L67 39H71V40L74 41V39H75L76 36H77V42H78V39H80V36H81V34H82L81 32L84 31V30L81 31V28H82V27L79 29V25L81 26V25L83 24L84 20H85V21H88V19L86 20L87 16L89 15V14L87 15V13H88L90 10H92V8H94V6L91 5L92 3H90V5L86 6L87 8H88L89 6H90V7H89L88 12L85 14V13L81 10V8H83V6H82V7L79 9V11H80V10L82 11L84 17H83V15H82L80 12H79V13L82 15V18H83L84 20L82 21V18H81V22H82V23H81V22H79V20H77V18H79V17H76V18H75V19H76L75 21H76V22L78 21L80 24H79V23H75V21H74V19H73V15H72L71 10L74 8L73 6H74ZM83 3H82V4H83ZM86 3H84V4H86ZM100 3H99L98 5H100ZM123 3H121V4H122V5H121L122 8L124 7ZM133 3H134V2H133ZM147 3H148V2H147ZM147 3H146V4H147ZM246 3H247V2H246ZM42 4H43V5H42ZM112 4H113V5H111V4H110V5L119 8V5H120V4H119L118 6H116V5H117V1H116V5H114V3H112ZM141 4H142V3H141ZM171 4L173 5V2H171ZM177 4H176V6H175V4H174V7L177 8ZM25 5H26V2H25ZM28 5H29V4H28ZM36 5H37V4H36ZM54 5H55V4H54ZM61 5H59L60 8H61ZM106 5H107V4H106ZM134 5H135V4H134ZM142 5H143V4H142ZM149 5H150V4H149ZM182 5H181V6H182ZM186 5H188V4H186ZM208 5H209V4H208ZM40 6H39V7H40ZM77 6H80V5H75V7H77ZM91 6H92V8H91ZM107 6H108V5H107ZM107 6H106V7H107ZM137 6H138V5H137ZM183 6L185 7V4H184ZM8 7H9V8H8ZM26 7H27V5H26ZM57 7H58V6H57ZM57 7H56V8H57ZM63 7H64V6H63ZM187 7H189V6H187ZM53 8H54V7H53ZM53 8H52V10H53ZM60 8H59V9H60ZM90 8H91V9H90ZM95 8H96V7H95ZM98 8H99V9H98ZM109 8H110V6H109ZM118 8H117V11H118ZM136 8H139V7H136ZM136 8L133 7L132 9H134V11H136V13H137V10H138V9H136ZM140 8H141V6H140ZM181 8H182V7H181ZM237 8H239V7H237ZM10 9L12 10L11 12L9 11ZM30 9H31V10H30ZM59 9L57 8L56 11L59 10ZM74 9H76V8H74ZM74 9H73V10H74ZM100 9H101V5L98 6V7L96 8V11L94 10V11L96 12L97 15H96V14L94 15V11H92V12H93V14H91L92 17H93V16H94V17H95V16H98V14L100 15V14L102 13V11L100 12ZM112 9H113V7H112ZM132 9H131V10H132ZM135 9H136V10H135ZM141 9H142V8H141ZM206 9H207V8H206ZM215 9H216V8H215ZM252 9H253V8H252ZM52 10H50L49 12H51ZM54 10H55V9H54ZM60 10H63V8H61ZM109 10H110V9H109ZM113 10L115 11V9H113ZM113 10H112V11H113ZM120 10H121V8L119 9V12H117V11H115V12H117L118 14H120V13H121ZM129 10H130V9H129ZM129 10H127L126 13H124V14H127ZM142 10H143V9H142ZM210 10H212V12H213V9H210ZM216 10H217V9H216ZM4 11H5V13H4ZM64 11H65V8H64ZM74 11H75L76 13H78L77 10H74ZM97 11L100 12V13H97ZM103 11H104V10H103ZM105 11H106V9H105ZM114 11H113V12H114ZM134 11H132V12H134ZM143 11H144V10H143ZM146 11H147V12H146ZM153 11H154V10H153ZM178 11H179V10H178ZM208 11H209V10H208ZM237 11H238V10H236V14H237ZM44 12H45V10H44ZM53 12H54L55 14L57 13V15H58V11H57V12L53 11ZM90 12H91V11H90ZM110 12H111V11H110ZM113 12H112V14H113ZM130 12H131V11H130ZM132 12L129 14L130 16H132V15L134 16V15H135V14H132ZM176 12H177V11H176ZM209 12H211V11H209ZM209 12H207L206 15H207ZM212 12H211V13H212ZM0 13H1V12H0ZM33 13H34V12H33ZM46 13L48 14V11H47ZM59 13L61 14V13H63V12H62V11H61V12L59 11ZM70 13H71V14H70ZM103 13L105 14L106 12H103ZM138 13H140V10L138 11ZM138 13H137V14H138ZM145 13H146V14H147V13L150 14V13H149V10H147V9H145ZM154 13H155V12H154ZM159 13H160V12H159ZM159 13H158V14H159ZM239 13H240V11H239ZM60 14H59V15H60ZM80 14H79V15H80ZM108 14H109V13H108ZM131 14H132V15H131ZM141 14H142V12H141ZM143 14H144V13H143ZM146 14H144V16H146V17L148 18V16H150V15L147 14V15H148V16H147ZM212 14H213V13H212ZM212 14H210V17H209V14H208V17H209L210 19H211V17L213 16ZM214 14H215V13H214ZM26 15H27V14H26ZM50 15H51V14H50ZM57 15H56V16L53 15L51 18H53L54 16L57 17ZM70 15H72V18H71ZM85 15H87V16L85 17ZM101 15H102V14H101ZM113 15H114V14H113ZM115 15H116V14H115ZM115 15H114V16H115ZM120 15H123V13H121ZM120 15H119V16H120ZM159 15H160V14H159ZM182 15H183V14H182ZM211 15H212V16H211ZM252 15H253V14H252ZM34 16H37L36 19H35ZM39 16H40V15H39ZM41 16H42V15H41ZM60 16H61V15H60ZM60 16H59V18L57 17V20L54 19V20H55L54 22L59 21L58 19H60ZM75 16H77V15L74 14V17H75ZM104 16H106L105 19L103 18ZM104 16L101 17L102 19H104V21H103V25H102V23L100 22L101 18L98 17V18H100V19L97 21V23H98V22L100 23L99 27L102 25V26H101L102 28L100 27L102 30L99 29V30H101L100 32L103 31L102 33L105 32L106 34H108L109 32H112V33H109V34H110V36H109L110 38H111L112 36H114L113 38H111L112 41H113V40L115 41V40L117 39L116 41L119 40L120 42H121L122 40H123V42H124V39H122V37H121L122 40L119 39V38H120L119 35H121V32L124 30L123 26L126 27V26H125V21H124L123 19H124V18L129 19V22H130V21H133V22L135 21V22H136V25H137V23L139 22V20H142L141 18H143L142 15H139V14H138V16H140L141 18H140L138 21H136L134 18H133V19L130 18V16H129V18H128V17H120V19L122 18V20L124 21V22H123L122 20H118V19H117L116 17H114V16H113L114 18H110V17H109L110 19H107L108 15H104ZM109 16H110V15H109ZM127 16H128V14H127ZM133 16H132V17H133ZM152 16H153V13L151 12V16H150L148 19H150ZM155 16H156V13H155ZM177 16H178V15H177ZM80 17H81V16H80ZM88 17H91V16L89 15ZM94 17H93V19H94ZM134 17L136 18V16H134ZM153 17H154V16H153ZM153 17L150 19L151 21H152V19L155 18V20H156V18H157V17H154V18H153ZM214 17H215V16H214ZM22 18L24 19V20H23L24 22H22ZM30 18H31L32 20H30ZM40 18H42V17H38V19H40ZM48 18H49V17H48ZM118 18H119V17H118ZM137 18H139V17H137ZM147 18H146V20H147L146 22L143 21V24H144V25H147V22H148V19H147ZM159 18H160V17H159ZM162 18H163V17H161L160 19H157L158 21L160 20V22H158V23H162V22H163V21L161 22V19H162ZM209 18H208V19H209ZM33 19H35V21H33ZM71 19H72V20H71ZM89 19H90V18H89ZM91 19H92V18H91ZM95 19H97V17H96ZM131 19H132V20H131ZM144 19H145V17H144ZM144 19H143V20H144ZM177 19H178V18H177ZM177 19H176V20H177ZM26 20H27V21H33V22H31V23L28 22V23L24 26V24L26 23V22H25ZM50 20H51V19H50ZM63 20H60V21L63 22ZM150 20H149V21H150ZM157 20H156L155 22L153 21V22L155 23V25H154L155 29L158 28V27H156V25H157V26L159 25V24L156 23ZM163 20H165V19L163 18ZM170 20H171V19H170ZM187 20H188V19H187ZM214 20H215V18H214ZM232 20H233V19H232ZM6 21H7V20H6ZM73 21H74V22H73ZM121 21H122L124 24H123V23L121 24ZM127 21H128V20H126V23H127ZM209 21H210V20H209ZM227 21H228V20H227ZM233 21H234V20H233ZM4 22H3V24H4ZM18 22H20V23L18 24ZM40 22H41V20H40ZM48 22H49V21H48ZM48 22H45V23L47 24L46 26H49V27H45V26H43V27L46 28L45 30H47V28H48V29L50 28V25H51V24L48 25V24H49ZM89 22H90V21H89ZM89 22H88V23L85 22L84 24L86 25V23H87V24L89 25ZM91 22H92V21H91ZM135 22H134V23H135ZM211 22H212V20H211ZM230 22H231V20H230ZM239 22H240V21H239ZM15 23H16V24H15ZM37 23H38V22H37ZM50 23H51V21H50ZM56 23H59V22H56ZM131 23H132V22H131ZM134 23H133V24H134ZM140 23H141V22H139L138 24H140ZM164 23H165V27H166V28H165V27H164V28H165V30H166V29H167V24H168V23L165 22V21H164ZM164 23H163V24H164ZM166 23H167V24H166ZM227 23H228V22H227ZM231 23H232V22H231ZM1 24H2V20H1ZM11 24H12V25H11ZM34 24L36 25V23H33V26H34ZM40 24H41V23H40ZM59 24H61V22H60ZM59 24H56V26L59 25ZM62 24H64V23H62ZM91 24H92V23H91ZM93 24H94V23H93ZM10 25H11V26H10ZM52 25H53V24H52ZM52 25H51V26H52ZM64 25H65V24H64ZM64 25H63V27H64ZM85 25H82V26H85ZM88 25H87V26H88ZM128 25H129V23H128ZM128 25H127V26H128ZM140 25H141V24H140ZM168 25H169V24H168ZM229 25H230V24H229ZM8 26H9V27H8ZM41 26H42V25H41ZM94 26H95V25H94ZM141 26H143V25H141ZM161 26H162V25H160L159 27H161ZM178 26H179V25H178ZM227 26H228V24H227ZM241 26H242V25H241ZM0 27H1V25H0ZM6 27H7L8 29H7ZM89 27H90V28L92 27V32H91V30H89L91 33H90L89 31H86V32H87V36H88V33L93 34V32H94V34H95V31H94V30H96V31L98 30V29H95V27H94V30H93V26H92V25H90ZM89 27H87V28H89ZM99 27H98V28H99ZM154 27H153L152 29H154ZM168 27H169V26H168ZM262 27H263V25H262ZM5 28H6V29H5ZM14 28H15V29H14ZM19 28H20V29H19ZM26 28H27V26H26ZM32 28H34V27L28 28V29H30V30H29V33H26V32H25L24 34L29 35V34L31 33V35L33 34L32 36L34 37L35 34H34V32L32 33V31L37 32V31H36L37 29L34 28V29H36V30H31ZM55 28H56V27H55ZM61 28H62V25H59V27H57L56 29H54L53 26H52L53 31H51V33L49 32V30H51V28H50L47 32L45 31L46 33L49 32L51 35H53V33H54L53 36L49 35V37H50V36L53 37V38L56 37V42H55L56 44H57L58 41L61 40L62 37H60V36L64 33V31H63ZM127 28H128V29H127ZM127 28H126L125 31H123V33H124V32H127V30H129V26H128ZM143 28H146V26L143 27ZM222 28H224V24H223V27H222ZM225 28H226V27H225ZM263 28H264V27H263ZM3 29H4V30H3ZM60 29H61L62 31H61ZM131 29H132V28H131ZM152 29H150V28H146V30H145V29H144V30L147 32L148 30L151 31ZM161 29H162V27H161ZM161 29L158 28V29H156V31L158 30L157 32H159ZM24 30H25V31H24ZM85 30H86V29H85ZM109 30H110V31H109ZM111 30H112V31H111ZM165 30H163V31H165ZM253 30H254V29H253ZM30 31H31V32H30ZM80 31H81V32H80ZM106 31H108V33H107ZM131 31H132V30H130L129 33H131ZM149 31H148V32H149ZM161 31H162V30H161ZM161 31H160V32H161ZM213 31H214V30H213ZM4 32H3V33H4ZM15 32H14V33H15ZM52 32H53V33H52ZM62 32H63V33H62ZM79 32H80V34H79ZM84 32H85V31H84ZM84 32H83V33H84ZM98 32H99V31H98ZM133 32H134V31H133ZM138 32H139V31H138ZM216 32H217V30H216ZM216 32H215V36H216L217 33H218V32H217V33H216ZM251 32H252V30H251ZM3 33H2V34H3ZM60 33H62V34H60ZM96 33H97V32H96ZM102 33H100V36L102 35ZM123 33H122V35H123ZM142 33H143V32H142ZM149 33H151V32H149ZM154 33H155V32H154ZM154 33H152V34H154ZM165 33H166V32H165ZM219 33H220V32H219ZM219 33H218V34H219ZM5 34H6V33H5ZM5 34L3 35L4 37L7 36V34H6V35H5ZM9 34H8V37H7V38H9L8 40L11 41V39H10L11 36L9 37ZM21 34H22V33H21ZM97 34H98V33H97ZM97 34H96V35H97ZM111 34H112V36H111ZM125 34H127V33H125ZM140 34H141V33H140ZM155 34H156V33H155ZM158 34H159V33H158ZM27 35H26V36H27ZM47 35H48V34H47ZM79 35H80V36H79ZM85 35H86V33H85ZM96 35H95V36H96ZM129 35H130V34H129ZM129 35H127V38H128L127 40L132 39V38H129V37H128ZM149 35H150V34H149ZM219 35H220V34H219ZM32 36H31V37H32ZM35 36H36V35H35ZM38 36H39V35H38ZM92 36H94V35H92ZM98 36H99V35H97V37H95L96 40H99V39H98ZM100 36H99V37H100ZM103 36H104V35H102V37H101V42H102V39H103V44H102V45L105 44L104 42H106V39H107V37H106V39L104 40ZM107 36H108V35H107ZM132 36H134L133 33H132ZM132 36H131V37H132ZM165 36H166V35H165ZM215 36H214L213 38H215ZM217 36H218V35H217ZM0 37H1V36H0ZM82 37H83V39H84V37L87 38V37L84 36V35H82ZM104 37H105V36H104ZM143 37H145V36L143 35L142 38H143ZM231 37H232V36H231ZM233 37H234V36H233ZM240 37H241V35H240ZM2 38H3V37H2ZM27 38H28V36H27ZM89 38H93V37H89ZM134 38H136V37H133V39H134ZM142 38H141V39H142ZM226 38H227V37H226ZM234 38H235V37H234ZM234 38H232V40H233ZM244 38H245V37H244ZM5 39H6V37H5ZM81 39H82V38H81ZM81 39H80V40H81ZM111 39H110V40H111ZM141 39H140V38H139L138 40L135 39V40L137 41L136 44H139V42L141 41ZM145 39L149 40V43H146V41H145V43H146L145 45H146V46H147V45L150 46L149 49H150V48H153V47L151 46V44H153V43H152V41H151V44H150V39L153 40V42H155V43H157V44L159 43V46H158L159 48H160V47H164V45H162V44H161L162 46H160V42H161V41L159 40L160 42H158V39H156L155 36H154V38H153V37H152V38L150 37V38H144V40H145ZM155 39L157 40V42H156ZM199 39H200V38H199ZM230 39H231V38H230ZM230 39H228V40H230ZM238 39H239V38H238V36H237V39L235 38L234 40L236 41V40H238ZM245 39H246V38H245ZM6 40H7V39H6ZM8 40H7V41H8ZM25 40H27V39H25ZM48 40H49V38H48ZM51 40H53V39H51ZM108 40H109V39H107V42H106V43L109 44V43L112 42V41H111V42H108ZM110 40H109V41H110ZM125 40H126V39H125ZM139 40H140V41H139ZM200 40H201V39H200ZM214 40H216V39H214ZM234 40H233V41H234ZM242 40H243V39L241 38V42H240V44L242 43ZM259 40H260V39H259ZM9 41H8L9 46H10V47H11V46L13 47V45L11 44L12 42L10 43ZM73 41H72V42H73ZM138 41H139V42H138ZM142 41H143V40H142ZM205 41H206V40H205ZM212 41H213V40H212ZM243 41H244V40H243ZM40 42H41V41H40ZM44 42H45V41H44ZM50 42H51V41H50ZM77 42L75 41L74 43L76 44ZM88 42H89V41H88ZM98 42H100V41H98ZM101 42H100V43H101ZM123 42H122L121 44H123ZM128 42H129V41H128ZM128 42H127V43H128ZM132 42H134V41H132ZM180 42H181V41H180ZM188 42H189V41H188ZM214 42H215V41H213V43H214ZM231 42H232V41H231ZM231 42H230V43H231ZM236 42H237V41H236ZM238 42H239V41H238ZM3 43H4V42H3ZM3 43H2V44H3ZM5 43H6V42H5ZM20 43H21V42H20ZM58 43H59V42H58ZM62 43H63V45H62V44L60 45V46H62V51H63V47L65 48V46H68V45H70V44H74V43H71L70 41H68V43H67V42H62ZM66 43H67L68 45H65ZM78 43H79V42H78ZM81 43H83V42H81ZM81 43H80V44H81ZM100 43H99V45H100ZM116 43H117V42H115V45H116ZM118 43H119V42H118ZM118 43H117V44H118ZM127 43H126V45H127ZM129 43H130V42H129ZM161 43H162V42H161ZM213 43H212V44H213ZM262 43L264 44V42H262ZM13 44H14V43H13ZM50 44H51L52 46H54V45H53L54 43H49V41H48V42H46V44H44V47L41 46L40 49H42V50L39 51L40 55L36 54L37 56H40V58H41V61H42V62H41L40 60H39V62H41V64L45 63V64L47 65V66H46V65H43V67L46 66V68H47L46 70H47V71H48L49 68H50V70L52 71V70H53V67H54V64H53V63H55V65H56V61H58V58H57V60L54 59V57H56L55 54H57V57L61 58L60 55H59L60 53L58 54V51H60V50H59L60 47L58 46L59 48H58L57 50H55V49H51L52 46H50ZM56 44H55V45H56ZM75 44H74V45H75ZM108 44L106 45L107 47H108ZM111 44H112V43H111ZM113 44H114V42H113ZM121 44H120V45H121ZM124 44H125V43H124ZM131 44H132V45H130V47H131V46L133 47V44H135V43H131ZM157 44H156V45H153V46H157ZM163 44H164V43H163ZM233 44H234V43H232V45H233ZM235 44H236V43H235ZM3 45H4V44H3ZM14 45H15V44H14ZM17 45H18V44H17ZM17 45H16V46H17ZM19 45H21V44H19ZM58 45H59V44H58ZM86 45H89V44L86 42ZM86 45H85V47H82V49H83V48H86ZM93 45H94V44H92L91 46L93 47ZM97 45H98V43H97ZM109 45H110V44H109ZM115 45H113V49L115 48ZM118 45H119V44H118ZM128 45H129V44H128ZM128 45H127V47H128L127 49H129V46H128ZM139 45H141V44H139ZM142 45H143V42H142ZM210 45H211V43H210ZM215 45H216V43H215ZM238 45H239V44H238ZM260 45H261V44H260ZM1 46H2V45H1ZM1 46H0V47H1ZM9 46H8V47H9ZM30 46H31V45H30ZM76 46H78V45H76ZM95 46H96V44H95ZM95 46H94V48H91V49H89V46H88V49H89L90 51L94 49L93 51L89 52V55L91 56V58H95V61H91L92 63L90 62L91 65H93V62H94V63L96 62V59L99 57L100 52H101V51L99 50V47H98V49L96 50L95 48H96L97 46H96V47H95ZM104 46H105V45H104ZM136 46H137V45H136ZM165 46H166V45H165ZM207 46L210 47V46H209V43H208ZM207 46H205L206 49H208ZM230 46H231V45H230ZM6 47H7V46H6ZM12 47H11L10 49H11L12 51H14V48L12 49ZM21 47H22V46H20L19 48H21ZM74 47H75V46H73V48H74ZM102 47H103V46H102ZM110 47H111V46H110ZM116 47H118V46H116ZM123 47H125V46H123ZM123 47H122V49H125V48H123ZM134 47H135V45H134ZM142 47H143V46H142ZM221 47H222V46H221ZM231 47H232V46H231ZM3 48H4V47H3ZM16 48H17V49H16ZM16 48H15L16 53H17L18 55H20V56L22 55V57H20V56H19V57H20V59H23V58H24V57H23V56H24V55H23V54H24V53H23L24 51L22 50L23 52H20L21 49L19 50L18 47H16ZM53 48H54V47H53ZM56 48H57V47H56ZM120 48H121V47H120ZM165 48H166V47H165ZM167 48H168V47H167ZM167 48H166L165 50H167ZM235 48H236L235 46H234V49H233V47H232L233 50H235ZM60 49H61V48H60ZM80 49H81V48H80ZM82 49H81V50H82ZM88 49H87V50L85 49L86 52H85V51L82 52L81 50L79 51V49H78L77 51H79V55H78V53H77V54L75 53V55H74V59H75V61H77V60H76V58H77L76 55H78V57H79V56L81 55L80 52H82V54H85V53L87 54ZM104 49H105V47H104ZM117 49H118V48H117ZM153 49H155V48H153ZM169 49H170V47H169ZM215 49H216V48H215ZM229 49H230V48H229ZM54 50H55V51H54ZM83 50H84V49H83ZM101 50H102V49H101ZM118 50L120 51V49H118ZM129 50H130V49H129ZM129 50H128V52H129ZM156 50H157V49H156ZM159 50H160V49H158V51H159ZM162 50L165 51L163 48H162ZM172 50H173V49H172ZM225 50H226V49H225ZM227 50H228V49H227ZM227 50H226V51H227ZM233 50H232V51H233ZM4 51H5V49H4ZM69 51H70V50H69ZM110 51H111V50H109V51L107 50L106 53L109 54ZM119 51H118V52H119ZM125 51L127 52V50H125ZM158 51H155V52L158 53ZM163 51H162V52H163ZM205 51H206V50H205ZM217 51H218V50H217ZM262 51H263V50H262ZM32 52H33V51H32ZM54 52H56V53L54 54ZM67 52H68V51H67ZM70 52H71V51H70ZM73 52H74V51H73ZM112 52H113V51H111V53H112ZM126 52H124V54H125ZM170 52H171V51H170ZM172 52H173V51H172ZM174 52H175V51H174ZM14 53H15V52H14ZM22 53H23V54H22ZM106 53L103 52V54L100 55V56H102L101 59H103V57L106 55ZM111 53H110V55H112V56L115 55V52H113L112 54H111ZM136 53H137V52H136ZM136 53H135V54H136ZM159 53H161V51H159ZM159 53H158V55H159ZM179 53H180V52H179ZM229 53H232V52H229ZM229 53H227V54H229ZM233 53H234V52H233ZM251 53H252V52H251ZM262 53H264V52H262ZM1 54L5 55L4 53L1 52V49H0V55H1ZM7 54H8V53H7ZM17 54H15V55L18 56ZM25 54H26V53H25ZM61 54H62V53H61ZM71 54H72V53H71ZM86 54H85V55H86ZM104 54H105V55H104ZM119 54H120V53H119ZM171 54H172V56L174 55L173 53H170V55H171ZM224 54H225V52H224ZM224 54H223V55H224ZM3 55H2V56H3ZM87 55H88V54H87ZM89 55H88V58L90 57ZM127 55L130 56V58H131V57H132V58H134V57L138 58L139 56H141V55H139V52H138V54H136V56H133V55H131V54L129 55V54L126 53L125 56L128 57ZM137 55H138V57H137ZM207 55H208V54H207ZM233 55H234V54H233ZM245 55H246V54H245ZM75 56H76V57H75ZM118 56H119V55L116 54V56H115L116 59H117ZM123 56H124L123 53H121L120 57H118V58H119V61H118V62H116V61H117L116 59H115L116 61L113 60L114 62H110L109 59H111V58L114 59L115 57H111V56H108V55L105 56V58H106V57H107V58L109 57V58H108L109 61H107V62H110V63H109V66H108V64H107V66L110 68V64H111V63H112V64H114V63L116 64V63H117L118 65H114L113 68L116 67V66H118V73L122 72V75H123L124 72H128V70H127V69H129V68H127L128 63H129V64L132 63V61H131L132 58L130 59V58L128 57V58H129V62H127V64H126V61L128 60V58H127V60H124V61H123V59L126 58V57H124V58L122 59L121 57H123ZM143 56H144V55H143ZM160 56L162 57V55H160ZM225 56H226V55H225ZM229 56L233 57L232 55H229ZM229 56H228V57H229ZM260 56H261V55H260ZM30 57H31V56H30ZM35 57H36V56H35ZM110 57H111V58H110ZM173 57H176V55L173 56ZM173 57H170V58H173ZM204 57H205V56H204ZM226 57H227V56H226ZM226 57H224V58H226ZM231 57H230V58H227V59H231ZM235 57H236V56H235ZM2 58H3V57H2ZM5 58H6V57H5ZM7 58H9V57H7ZM7 58H6V59H7ZM26 58H27V56L25 57V62L28 61V59L26 60ZM67 58H68V57H67ZM81 58H83V57L81 56L80 59H81ZM86 58H87V57H86ZM140 58H141V60H143V61H144V60H147L146 57H145L144 59H142V57H139V59H140ZM239 58H240V57H239ZM244 58H245V57H244ZM3 59H4V58H3ZM31 59H32V58H31ZM52 59H53V63H51V60H52ZM80 59H78L79 62H81ZM98 59H100V58H98ZM98 59H97V60H98ZM112 59H111V60H112ZM121 59H122V60H121ZM139 59H138V60H139ZM173 59H175V58H173ZM252 59H253V58H252ZM252 59H250V60H252ZM258 59H259V58H258ZM7 60H8V59H7ZM103 60H104V61H103V63H104L106 59H103ZM120 60H121V61H120ZM134 60H135V58L133 59V62H134L135 64H136V63H137V64L140 63L141 66H142V64H144L141 60H140V61L142 62V64H141L140 61L137 62V61H134ZM136 60H137V59H136ZM4 61H5V60H4ZM4 61L0 59V69H2L1 67L5 66V65L9 66V65L7 64L8 62L5 63V65H4V63H3ZM11 61H12V60H11ZM29 61H31V60H29ZM54 61H55V62H54ZM64 61H65V60H64ZM75 61L72 60V61H71V62H73L72 65H71V63H70L69 65H70L71 67L74 65V67H75V64L77 65V63H75ZM99 61H100V60H99ZM99 61H97V64L100 63ZM130 61H131V62H130ZM149 61H150V60H149ZM174 61H175V60H174ZM176 61H177V60H176ZM176 61H175L174 63H176ZM180 61H181V60H180ZM261 61H262V60H261ZM79 62H78V63H79ZM82 62H84V63H79V65H81L80 68H79L78 66H76V67H77V73H76V70H73V71H75L73 74H74V76H76V74H78L79 81H80V80H81V81L84 80V83H83V84L76 85L75 83L78 82V81L76 80V79H78V77H75L76 79L74 78V79L77 81V82H76V81L73 79V77H72L73 74H71V73H70L71 77H69V78H70V79L72 78V81H73V82L75 81V83H73V84L76 85V86H75V90H74L73 88H71V91L74 90L75 93H76V95H77V94H79V95H84V96H80L81 99H80L79 97L76 96L77 98L75 97V98H76L75 100H77V99L79 98L78 100L80 101V100L86 98L87 103H85V102H86L85 99H84L85 102H84V101H82V102H84L86 105H83L84 103L79 104V101L77 100L78 103H76L77 101H75V103H76L75 105H78V104H79L78 106H80V107L75 106L73 109H70V108H69V109L71 110V119H73V118H74V119H76V118L79 119V121H82V122H83V125H84V126H85L84 123H86V125H87L86 127L89 129L88 132L91 133V135H90L89 137L92 136V138H94L95 141H96V142H95V141L93 142V145H95V144H96V145H95L94 148H93V149H94V153H92V155L95 154L96 157H98V156H99V153L101 152V151L99 152V150H101V149H98V147H97V143H98V139H97V138H98V136H97V138H96V132H97V130H96V128H95V125H96L97 123H95L96 121L94 122L92 116L94 115V113H96L97 116H98V115H101V116H98V117H99V118L101 117L100 120L102 119V114H100V112H101L103 109H101V108H102L101 106H102V105L104 106V105L106 104V102L99 103V102H100V100L98 99V97H99V93H101V94H100V99H101V101H102V98H101L102 96H103V101H105V100H104V97L106 96L105 93H104L105 90H108V89H109V90H110V93H111V90H112V89H110V88L108 87V86H109V85H108V84H109V81L107 82V85H108V86H106V87H105L104 84H103V86L100 85L101 80L99 79V75H98V74L100 73V74H102V77H105L106 74L103 76L104 71H105V70H104L105 67L103 68L104 71L102 72L101 69H100V70H99V69H96V68H97V65L94 64V65H93V68H90V69H92V70H91V71H87V70H85V68H86V63H89V62H88V59H87V62H86V63H85V61H83V59H82ZM208 62H209V61H208ZM227 62H228V60H227ZM235 62H236V61H235ZM32 63H33V62H32ZM177 63H179V62H177ZM224 63H225V60H224L223 64H224ZM51 64H53V65H52L53 67L51 66ZM83 64H84L85 66H84ZM101 64H102V60H101ZM150 64H151V63H150ZM249 64L251 65V63H249ZM82 65H83V68H84V69L82 68ZM105 65H106V64H105ZM145 65H146V64H145ZM145 65H143L141 69L139 68V67H141V66H139V67H138L139 69H138L137 71H139V73H140V70H142V72H143V70H144V66H145ZM156 65H160V64L157 63ZM63 66H64V64H63ZM65 66H66V63H65ZM65 66H64V67H65ZM70 66H69V67H70ZM87 66H90V65L87 64ZM101 66H103V65H101ZM132 66H133V64H132ZM135 66H136V65H135ZM135 66H134V67H135ZM186 66H187V65H186ZM51 67H52V69H51ZM60 67H62V66L60 65ZM60 67H59V68H60ZM71 67H70V68H71ZM74 67H72L71 69H76V67H75V68H74ZM129 67H130V65H129ZM136 67H137V66H136ZM147 67H148V66H147ZM156 67H158V66H156ZM159 67H160V66H159ZM159 67H158V68H159ZM7 68H9V67H7ZM7 68H6V66H5L3 69L6 70ZM11 68H12V67H11ZM54 68H55V67H54ZM78 68H79V69H78ZM88 68H89V67H87V69H88ZM111 68H112V67H111ZM247 68H248V67H247ZM256 68H257V67H256ZM256 68H255V70H256ZM3 69L0 71L1 73L4 72ZM62 69H63V68H62ZM64 69H65V68H64ZM81 69H83V70H81ZM237 69H238V68H237ZM249 69H250V68H249ZM10 70L12 71V69H9L8 72H7V70H6V71L4 72V74L6 75L7 73H11ZM13 70H14V69H13ZM34 70H35V69H34ZM34 70H33V71H34ZM56 70H57V69H56ZM69 70H70V69H69ZM79 70H80V71H84V70H85L86 73H84L85 71H84L82 74H81V72H80L81 76H79V75H80V74L78 73ZM98 70H99V72H98ZM111 70H112V69H111ZM113 70H116V69H113ZM146 70H147V69H146ZM2 71H3V72H2ZM28 71H29V70H28ZM58 71H59V70H58ZM61 71H62V70H61ZM73 71H68V72H73ZM106 71H107L106 73L108 74L109 71H110V69H108V70H106ZM147 71H148V70H147ZM250 71H252V70L250 69ZM6 72H7V73H6ZM13 72H14V71H13ZM13 72L11 73V75L14 74ZM63 72H64V71H63ZM87 72H89V73H87ZM113 72L115 73V71H113ZM113 72H111V74H112ZM130 72H131V71H130ZM231 72H232V71H231ZM235 72H236V71H235ZM235 72H234V73H235ZM15 73H16V72H15ZM116 73H117V70H116ZM116 73L113 74V77H114L113 79H114V80H117V81H118L119 77H120V78H122L123 76H124V77H125V76L127 77L128 75L130 76V74H131V73H129V74L126 73V74H127V75H126V74L124 73L123 76H118V73H117V75H116ZM164 73H166V72H164ZM187 73H188V72H187ZM234 73H233V74H234ZM254 73H255V72H254ZM257 73H258V72H257ZM4 74H2V75H4ZM17 74H18V77H19V72H18ZM250 74H251V73H250ZM259 74H260V73H259ZM7 75H8V76H7L8 79H6V80H9V83H10V79H11V81H14L15 84H17V83L19 84V82H18V80H17V77H15V74H14V76H11V75H9V74H7ZM22 75H23V74H22ZM70 75H69V76H70ZM109 75H110V74H109ZM109 75H106L105 79H106ZM119 75H120V74H119ZM133 75H134V74H133ZM140 75H141V74H140ZM146 75H147V74H146ZM146 75H145V76H146ZM160 75H162L161 72L159 73V75L157 76V78L160 77ZM185 75H186V74H185ZM189 75H190V74H189ZM234 75H235V74H234ZM248 75H249V73H248ZM0 76H1V75H0ZM9 76H10V77H9ZM16 76H17V75H16ZM20 76H21V75H20ZM23 76H24V75H23ZM43 76H44V75H43ZM115 76H116V77L118 76V79H116ZM137 76H138V75H137ZM137 76H136V77H137ZM164 76H165V75H164ZM251 76H254V74L250 75V77H251ZM4 77H5V76H3V78H4ZM27 77H29V76L27 75ZM110 77H111V78H110ZM132 77H133V76H132ZM136 77H135V78H136ZM138 77H139V76H138ZM165 77H166V76H165ZM230 77H234V76L231 75ZM238 77H239V76H238ZM260 77H261V76H260ZM262 77H263V76H262ZM0 78H2V76H1ZM12 78H14V79L16 78L15 80H17V81L13 80ZM21 78H22V77H21ZM24 78H26V76L23 77L22 80H24ZM69 78H68V79H69ZM81 78H82L83 80H82ZM108 78L111 79L110 81H113V80H112V75H110ZM127 78H128V79H127ZM127 78H125L127 81H128V80H129V81L131 80V78H130V79H129V77H127ZM154 78H156V77L154 76ZM234 78H237V77H234ZM253 78H254V77H253ZM18 79H19V78H18ZM49 79H50V78H49ZM49 79H48V78H45V82H46L48 85L51 84V82H52V81L49 80ZM125 79H122V80H125ZM160 79H162V78L160 77V78H159V81H161ZM230 79H231V78H230ZM4 80H5V79H4ZM6 80H5V81H6ZM20 80H21V79H20ZM107 80H108V79H106V80H104V81H107ZM126 80H125V81H126ZM132 80H133V78H132ZM136 80H137V79H136ZM136 80H135V81H136ZM138 80H139V79H138ZM138 80H137V81H138ZM156 80L158 81V79H156ZM156 80H154V81H156ZM234 80H235V79H234ZM234 80H233V81H234ZM254 80H255V79H254ZM67 81H68V80H67ZM117 81H113V82L111 83V84H112L111 86L113 87V83H114V82L116 83ZM127 81H126V82H127ZM129 81H128V82H129ZM135 81L133 80L132 84H133V83L135 84ZM137 81H136V84H135V85H137L138 83H140V81H139L138 83H137ZM164 81H165V78H164ZM214 81H215V80H214ZM230 81H231V80H230ZM235 81H236V80H235ZM235 81H234V82H235ZM259 81H260V80H259ZM35 82H36V81H35ZM119 82H121V79H120ZM145 82H146V81H145ZM166 82H167V81H166ZM188 82H189V81H187V84H188ZM231 82H232V81H231ZM250 82H252V78H251V81H250ZM255 82H256V81H255ZM1 83H2V84H1ZM4 83L7 84L6 82H3V80H2V82H0V85H1V86H0V92H3V94L0 93V94H1V95H0V100L2 99V98H1L2 95H3V97H4L5 94H6V95L8 94V92L6 93V91L8 90V88H9V90H10V86H11V85L7 84V85H9V87H7ZM27 83L29 84L30 82L28 81V82H25L24 84L26 85ZM123 83H124V81H123ZM177 83H178V82H177ZM184 83H185V85H186V82H184ZM211 83H212V82H211ZM252 83H254V82H252ZM252 83H251V84H252ZM22 84H23V83H22ZM22 84H20V85H22ZM30 84H31V83H30ZM30 84H29V85H30ZM53 84H54V83H53ZM53 84H52V85H53ZM98 84H99V85H98ZM119 84H120V86H119ZM130 84H131V81H130ZM132 84H131V85H132ZM146 84H147V82L145 83V85H146ZM150 84H151V83H150ZM154 84H155V83H154ZM161 84H162V83H161ZM190 84L192 85L193 83H191V81H190V82H189V85H190ZM216 84H217V83H216ZM232 84H234V83H232ZM236 84H237V83H235L234 86H236ZM2 85H4V86L6 87V91H5V92H4L3 88H2V87H3ZM32 85L34 86L33 88H36V90H35L36 92H37V90H40V89H41V87H40L41 85H40L39 83H33V84H31V87H32ZM123 85H124V84H123ZM127 85H128V84H127ZM131 85H130V86H131ZM173 85H174V84H173ZM193 85H194V84H193ZM262 85H263V88H264V84H263V83H262ZM17 86H18V88H20V89L22 88V87H19V85H17ZM26 86H27V88H28V85H26ZM58 86H59V85H58ZM99 86H101V88H102V87L105 88V89H103V90H104L103 92H102V89H101ZM114 86H115V88L113 87V88H114V92H115L114 94H115V95L117 94V96H118V94L120 93V91H121L122 89H124V86H123V88H122L121 83H118V82H117V85L115 84ZM137 86H138V85H137ZM137 86H135V87H137ZM147 86H148V85H147ZM159 86H160V84H159ZM231 86H233V85H231ZM251 86H252V85H251ZM98 87H99V89H98ZM107 87H108V88H107ZM112 87H111V88H112ZM183 87H185V86H183ZM190 87H191V86H190ZM236 87H238V85H237ZM249 87H250V85H249ZM249 87H248L249 92H247V93H250V92L252 93V90H253V89H252V87H251V88H249ZM11 88H12V87H11ZM13 88H14V87H13ZM52 88H53V87H52ZM106 88H107V89H106ZM121 88H122V89H121ZM130 88H131V87H130ZM187 88H188V87H187ZM238 88H239V89H237V88L235 89V88H232V87H231L230 89H232L234 93H236L235 91L237 90V91L240 92L239 94H241V91H240L241 89H240V87H238ZM14 89H15V88H14ZM14 89H11V91H13ZM20 89H15V90H16L17 92H19ZM72 89H73V90H72ZM127 89H128V88H127ZM131 89H133V88H131ZM136 89H137V88H136ZM189 89H190V88H189ZM191 89H192V88H191ZM194 89H195V88H194ZM196 89H197V88H196ZM196 89H195V90H196ZM214 89H215V88H214ZM234 89H235V91H234ZM251 89H252V90H251ZM15 90H14V91H15ZM23 90H24V89H22V91H23ZM25 90H26V89H25ZM28 90H29V88H28ZM32 90H33V89H32ZM32 90H30V91L33 92ZM58 90H59V89H58ZM96 90H99L100 92H99V91L97 92ZM148 90H149V89H148ZM250 90H251V91H250ZM260 90H261V89H260ZM14 91H13V92H14ZM16 91H15V92H16ZM40 91H41V90H40ZM59 91H60V90H59ZM262 91H263V94H262L263 96H262V98H259L257 101H260L261 104H259V105H263V106H264V90H262ZM15 92H14V94H15ZM25 92H28V91H25ZM36 92H35V93H36ZM61 92H62V94H65V95H62V100L64 101L63 97L67 96V94L65 93V92H67V91H64V93H63V91H61ZM96 92H97V93H96ZM121 92L123 93V91H121ZM4 93H5V94H4ZM20 93L22 94V97L25 96V94H27V93H24V95H23L22 92H19V94H20ZM38 93H39V92H38ZM70 93H71V92H70ZM94 93L98 94L97 98H95V97H96V94H94ZM102 93H103L104 95H103ZM122 93H120V95H121ZM219 93H220V92H219ZM229 93H230V95H231V92H229ZM237 93H238V92H237ZM237 93H236L235 95H237ZM251 93H250V94H251ZM258 93L260 94V92H258ZM19 94H18V97H19ZM28 94H29V93H28ZM32 94H34V92H33ZM32 94L30 93V96H29V97L26 95V97H27L30 101H31V99L33 98V96H31ZM182 94H183V93H182ZM239 94H238V95H239ZM250 94H249V95H250ZM50 95H51V94H50ZM50 95H49V96H50ZM52 95H53V94H52ZM79 95H78V96H79ZM111 95H112V94H111ZM115 95H114V96H115ZM122 95H123V94H122ZM172 95H173V94H172ZM223 95H224V94H223ZM242 95H243V94H242ZM20 96H21V95H20ZM74 96H75V94H74ZM74 96L72 95V97L70 98L71 101H69V102H72V104H74V103H73L74 99H72ZM108 96H110V95H108ZM173 96H174V95H173ZM233 96H234V95H232V99L234 98L233 100H235V99H236V96H235V97H233ZM243 96H244V95H243ZM7 97H8V95H7L6 97H4V98L7 99V101H9V98H7ZM18 97H17V98H18ZM22 97H19V98H22ZM30 97H32V98H30ZM56 97H57V96H56ZM67 97H68V96H67ZM82 97H84V98H82ZM118 97L120 98V96H118ZM187 97H188V95H187ZM223 97H224V96H223ZM260 97H261V94H260ZM48 98H50V97H48ZM65 98H66V97H65ZM68 98H69V97H68ZM113 98H114V97H113ZM174 98H175V96H174ZM240 98H241V99H240ZM253 98H254V97H253ZM33 99H34V98H33ZM70 99H69V100H70ZM96 99H97L99 102L96 101ZM175 99H176V98H175ZM238 99H240L239 101H242L244 98L242 99V96H241V97H239ZM238 99H237L236 101H238ZM246 99H247V98H246ZM10 100H11V98H10ZM42 100H43V99H42ZM114 100H115V98H114ZM167 100H168V99H167ZM170 100H171V99H170ZM181 100H182V99H181ZM183 100H184V99H183ZM183 100H182V101H183ZM200 100H201V99H200ZM200 100H199V101H200ZM204 100H205V99H204ZM209 100H210V99H209ZM222 100H223V99H222ZM225 100H226V99H225ZM229 100H230V99H229ZM19 101H21V100H18V102H17V100H16V103H18V105L20 106V109H21V107H23V105H20ZM40 101H41V99H40ZM40 101H38V103H39L40 106H41V103H44V104H45V101H44V100H43V102H41V103H40ZM119 101L121 102L122 100L118 99V102H119ZM155 101H156V100H155ZM174 101H175V100H174ZM182 101H180V102H182ZM192 101H193V100H192ZM192 101H191V102H192ZM205 101H206V100H205ZM207 101H208V100H207ZM212 101H213V100H212ZM244 101H245V99H244ZM248 101H249V100H248ZM248 101H247V103L244 102V103L246 104L245 109H247V110H246V113H245V114H246L245 116H246V118H248L247 120H245V119H244V120H245L246 122L250 123L251 126H254V127L256 128V130H257L258 127H260V126H259V123H258L257 118H253V117H257V114H256V116H254V113H252L253 105H254V103H255L256 101H255V102H252V103H251V102H248ZM2 102H6V101L2 100ZM2 102L0 101V108H3V107L5 108L6 106H8V108L11 109V108H12L11 104H12V105H16V106H15V110H17V108H18L17 104H13V103H11V102H13V100L9 102V104H10L11 107L7 104V102L5 103V104H6L5 106L1 105ZM21 102H22V101H21ZM28 102H29V101H28ZM31 102H32V101H31ZM33 102H34V101H33ZM33 102H32V103H33ZM66 102H67V98H66L65 102H63V103L68 105L69 102H68V103H66ZM112 102H113V101H112V99H111L110 104H111ZM166 102H167L166 107L168 106L167 108H169V106H171V105H170V104L168 105V101L165 100V103H166ZM169 102H171V101H169ZM176 102H178L177 99H176ZM180 102H178V103H180ZM195 102H196V100L193 101V103H194L195 105L189 106V105L187 104V106L192 107V109H193V111H194L192 114L195 113L196 116H197L199 119L204 120V113H205V112H204V109H203L204 107H201L203 104L200 106V103L197 101V103L199 104V106H198V104H196ZM218 102H220V101H218ZM223 102H224V101H223ZM23 103H24V102H22L21 104H23ZM34 103H35V102H34ZM34 103H33V105H34ZM189 103H190V102H189ZM193 103H190V104H193ZM229 103H231V102L229 101ZM229 103H228V104H229ZM242 103H243V101H242ZM257 103H258V102H257ZM257 103H256V104H257ZM44 104H43L42 106H44ZM99 104H102V105H99ZM142 104H143V102H142ZM171 104H172V103H171ZM213 104H214V103H213ZM213 104H212V106L210 105V107H215L214 110L212 109V110L215 112V114H214V112H212V114H213V116H214V119H216V121L214 120V121H215V125H213V126L215 127V131H216V130H219V131L224 132L225 130H227V129L229 128V126H230V124H231L232 122L229 124L230 120L228 121V120L226 119V117L224 116V114H223V110H222L223 108H222L221 102H220L219 104H216V105L214 104L215 106H214ZM28 105H30V104H27V106H28ZM45 105H46V104H45ZM70 105H71V104H70ZM81 105H83V106H81ZM160 105L163 107V105H165V104L163 103V105H162V104L160 103V104H159V108L161 107ZM234 105H235V104H234ZM2 106H3V107H2ZM34 106H35V107L37 106L36 103H35ZM34 106L32 107V105H31L32 108L29 106V107H30V110H29V108H26L25 111L28 110V111H29L28 114H29V113L35 108ZM73 106H74V105H73ZM147 106H148V105H147ZM232 106H233V105H232ZM16 107H17V108H16ZM70 107H71V106H70ZM104 107H105V106H104ZM149 107H151V105H150ZM172 107H175V106L172 105ZM172 107H171V108H172ZM206 107H207V106H206ZM241 107H243V105H241ZM23 108L25 109V105H24ZM147 108H148V107H147ZM155 108H156V107L154 106V109H155ZM163 108H164V107H163ZM20 109H18V110L20 111V113H21V112H24V109H23V110H20ZM31 109H32V110H31ZM156 109H157V108H156ZM156 109H155V110H156ZM160 109H161V108H160ZM169 109H170V108H169ZM189 109H190V108H189ZM224 109H225V108H224ZM254 109L257 110L255 107H254ZM0 110H2V109H0ZM6 110H7V109H6ZM36 110H37V109H36ZM36 110H35V111H36ZM47 110H48V109H47ZM70 110H69V112H70ZM109 110H111V109L109 108L108 111H109ZM150 110H153V109H150ZM155 110L152 111L153 114H155V113H154ZM161 110L163 111L164 109H161ZM167 110H168V109H167ZM190 110H191V109H190ZM263 110H264V109H263ZM263 110L260 109L259 111H261L262 114H263V112H264ZM8 111H9V110H7V111H5V112H8ZM35 111L33 110L34 113H35ZM60 111H61V110H60ZM98 111H99V114H97ZM104 111H105V110H104ZM121 111H122V110H121ZM157 111H159V109H157ZM169 111H170V110H168L167 112L169 113ZM208 111H209V110H208ZM259 111H258V112H259ZM3 112H4V110H3ZM5 112H4V113H5ZM17 112H18V111H17ZM17 112H16V111H15V112H11V111H10L9 114L6 113L5 115H8V116L11 115V116H12V118H11L10 116H9V117L6 116V117L11 118V120L16 124L15 126H18V127H16V128L19 129V131H20V132H18V134L21 133L20 135L23 134L24 136H26L27 138H29V140L32 139V140H33V143H34V141L37 140V136H38V134H36V133H37L36 131H37V128H38V127H37V124H36V122H35V121H36V120H35L36 116L31 112L32 116H35V118L33 117L34 120H35V121H34L32 118H29V117H28V114L24 113L26 116H22L23 114L21 115L20 113H17ZM50 112H51V108H50ZM109 112H110V111H109ZM152 112H151V113H152ZM159 112H160V111H159ZM159 112H156V113H159ZM175 112H176V111H175ZM224 112H225V110H224ZM261 112H259V113H261ZM11 113H12V114H11ZM147 113H148V111H147ZM151 113H150V114H151ZM170 113H171V112H170ZM170 113H169V114H170ZM35 114H36V113H35ZM104 114H105V113H103V115H104ZM169 114H167V115H169ZM225 114H227V115L229 116V112L226 111ZM5 115H4V116H5ZM36 115H37V114H36ZM111 115H112V114H111ZM145 115H146V114H144V116H145ZM252 115H253V117H251ZM1 116H2V114H1ZM1 116H0V118H1ZM4 116H3V117H4ZM32 116H31V117H32ZM50 116H51V115H50ZM97 116H95V117H97ZM105 116H107V114L104 115L103 117H105ZM152 116H154V115H152ZM191 116H192V115H191ZM193 116H194V115H193ZM3 117H2V120H0V123H1V121H2V122L5 121V120H3ZM26 117H28V118H26ZM98 117H97V118H94V119H95V120H96V119L98 120ZM133 117H134V116H133ZM135 117H136V116H135ZM140 117H141V115H140ZM140 117L137 116L136 118H140ZM147 117H148V115H147ZM147 117H145V118H147ZM69 118H70V116H69ZM141 118L143 119L144 117H141ZM145 118H144V119H145ZM194 118H196V117H194ZM230 118H231V117H230ZM6 119H7V118H6ZM37 119H39V118H37ZM41 119H42V118H41ZM49 119H50V118H49ZM61 119H62V118H61ZM258 119H259V118H258ZM180 120H181V119H180ZM244 120H243V121H244ZM12 121H11V123H12V126H13L14 123H13ZM39 121L42 122L43 120H39ZM141 121H143V120H141ZM164 121H165V120H164ZM245 121H244V122H245ZM6 122H7V123H6ZM6 122H5L6 124L9 123V121H7V120H6ZM37 122H38V121H37ZM125 122H126V121H125ZM137 122H139V121H137ZM207 122H208V121H207ZM5 123H4V124H5ZM11 123H10L9 125H7V127H5L4 124L1 125V126L4 125V128H6V131H5V129H4V131H5L6 133L3 132V131H1V129H0V132H1V134H2V137H0V148H2V146H1L2 144H1V143L5 144L4 142H2V140L6 141V140L10 139L11 136H14L15 133H17V131H15L16 128L14 127V128H15V129H14L13 127L10 126ZM50 123H51L50 126H51V128H52V130H53V132H52V130H51L50 127H49L50 131L53 133L52 136L50 135V136L52 137V140H51V137H50V136H48V137H49V140H51V141L54 143V142H55V134H56L55 132H56V129H57V126H56V125H58V124H56V121H55V119L53 120V118H52V120H50ZM205 123H206V122H205ZM260 123H261V122H260ZM38 124H39V123H38ZM42 124H43V123H42ZM131 124H132V123H131ZM134 124H135V123H133V126H134ZM207 124H208V123H207ZM136 125H137V123H136ZM197 125H198V124H197ZM137 126H138V125H137ZM137 126H136V127H137ZM213 126H211V127H212V130H214V129H213V128H214ZM8 127H9V130L11 129V131L14 129V132L12 131V132H13V133H12L13 135H12V134L10 135L9 133H7V132H8ZM10 127H11V128H10ZM60 127H61V126H60ZM60 127H58V128H60ZM73 127H74V126H73ZM73 127H72V128H73ZM175 127H176V126H175ZM196 127H197V126H196ZM232 127H233V126H232ZM0 128H1V127H0ZM12 128H13V129H12ZM41 128H42V127H41ZM179 128H180V127H179ZM185 128H186V127H185ZM233 128H234V127H233ZM260 128H262V127H260ZM64 129H65V128H64ZM76 129H77V128H76ZM262 129H264V127H263ZM41 130H42V129H41ZM47 130H48V129H47ZM60 130H61V131H59V129H57V131H58L59 133H62L63 127H61ZM106 130H107V129H106ZM11 131H10V132H11ZM48 131H49V130H48ZM50 131H49V132H50ZM65 131H66V130H65ZM74 131H76V130H74ZM215 131H214V132H215ZM51 132H50V133H51ZM66 132H67V131H66ZM66 132H65V134H67ZM79 132H80V131H79ZM179 132H180V131H179ZM229 132H231L230 134H232V130L229 129ZM229 132H228V134H229ZM234 132H236V131H234ZM234 132H233V133H234ZM259 132H260V131H259ZM259 132H258V133H259ZM52 133H51V134H52ZM70 133H71V132H70ZM81 133H82V132H81ZM181 133H182V132H181ZM18 134H15V135L17 136ZM194 134H195V133H194ZM207 134H208V133H206V135H207ZM212 134H213V133H212ZM212 134H210V135L212 136ZM259 134H260V133H259ZM81 135H83V136H80V133H78V136H77V137L80 138V139H78V141L80 140V142L82 141L81 143H83V140H85V136H84L83 133H82ZM210 135H209V136H210ZM232 135H233V134H232ZM9 136H10V137H9ZM61 136H62V135H61ZM64 136H65V135H64ZM207 136H208V135H207ZM207 136H206V137H207ZM209 136H208V137H209ZM252 136H253V135L250 134V137L253 139V141H255V140L257 141L258 138H257L256 136H254V137H256V139H255V138H253ZM258 136L260 137V135H258ZM18 137H19V136H18ZM18 137H14V138L11 137V140L14 139V142L12 141V146L10 145L9 149H10L11 147H13L14 149H15V148L17 149V147H19V144L22 145L21 141H20L19 144H18L19 140H18V141H15L16 138H17V139L20 138V137H19V138H18ZM21 137L23 138V136H21ZM41 137H42V136H41ZM65 137H66V136H65ZM65 137H64V138H65ZM82 137H84V138H82ZM208 137H207V138H208ZM263 137H264V136H263ZM263 137H261V138L264 140ZM22 138H21L20 140H22ZM59 138H60V135H59ZM38 139H40V137H38ZM11 140H9V143H10ZM32 140H30V141H31V142H30V146H32V145H31V144H32ZM40 140H41V139H40ZM60 140H61V142H58L59 146H60V144L65 143V140H64V142H63V138H62V139L60 138ZM86 140H87V139H86ZM224 140L226 141L225 143L222 142L221 140H220V141L218 140L219 142H217V143L215 142L216 147H215V145H214L215 148H213V150H215V153H214V152H213V153H214L215 155H217V158H219V159H220V156L223 155L222 158H224V159H221L222 161L225 160L226 157H229V159L232 158V159L235 160V161H233V162H234L235 164H237V165H232V166H236L237 168L234 169V171L231 172V176H232L235 180H238V179L241 177L242 174H247V175L252 174L254 177H257L258 175L263 174V172H264V159H263V158H264V157H263V158H262V156L259 157V156H258L259 154H257V155L255 156L256 153H254V154L251 153L250 150H249V148H247V145H248L247 143L245 144V143L240 142V141H237V140H236V141H234V140H231V141L228 140V141H227L226 139H224ZM224 140H223V141H224ZM259 140H261V139H258V141H259ZM263 140H262V141H263ZM68 141H69V140H68ZM92 141H93V140H92ZM99 141H100V140H99ZM164 141H165V140H164ZM166 141H168V139H167ZM166 141H165V142H166ZM216 141H217V140H216ZM28 142H29V141H28ZM35 142H36V141H35ZM41 142H43V141H41ZM37 143L40 144V141L38 142V140H37V142L34 143L35 145H33V147H31V149H35V147H36L35 150H36V151H37V150L39 151L40 148L44 146V145L42 146V144L40 145V147L37 145V146L39 147V148H37V146H36ZM81 143H80V144H81ZM84 143H87V141H85ZM88 143L90 144V142H88ZM88 143H87V144H88ZM196 143H197V142H196ZM50 144H51V142H50ZM87 144H83V145L85 146V145H87ZM6 145H7V144H6ZM24 145H25V144H24ZM52 145H53V144H52ZM49 146H50V145H49ZM64 146L67 148L66 144L63 145V148H64ZM79 146L81 147V145H79ZM98 146H99V145H98ZM166 146H167V145H166ZM4 147L7 148V146H4ZM4 147H3V148H4ZM23 147H24V146L22 145V146L19 147V148H23ZM53 147H54V145L52 146V149H50V152L48 151V150H49V149H48V150H47L48 153H46V154H48V156H49V155L51 156V157H50L51 160H52V158H53V157H52V153H51L52 150H53ZM61 147H62V146H60L59 149H62ZM90 147H93V146L90 145ZM108 147H109V146H108ZM167 147H168V146H167ZM207 147H210V145L207 146ZM207 147H206V148H207ZM212 147H213V145H212ZM248 147H250V145H249ZM3 148H2V149H3ZM13 148H11L10 150H12ZM19 148H18V150H20ZM50 148H51V147H50ZM85 148H86V147H84V149H85ZM4 149H5V148H4ZM43 149L46 150L45 147H44V148L41 149L42 151H41V150H40V151H41V152H44ZM86 149H88V148H86ZM86 149H85L83 152H86V151L88 152L89 149H88V150H86ZM207 149H208V148H207ZM207 149H206V150H207ZM250 149H251V148H250ZM252 149L255 150L256 148H252ZM6 150H7V149H6ZM21 150H22V149H21ZM63 150L67 151L68 149H63ZM63 150H62V151H63ZM82 150H83V149H81V152H82ZM90 150H92V148H91ZM90 150H89V151H90ZM167 150H168V149H167ZM256 150H257V149H256ZM3 151H5V150H3ZM3 151L1 150L0 152H2V154H3ZM40 151H39V152H40ZM138 151H139V150H138ZM211 151H212V149H211ZM63 152H64V151H63ZM207 152H208V151H207ZM49 153H51V154H49ZM66 153H67V152H66ZM178 153H179V152H178ZM193 153H194V152H193ZM257 153H258V152H257ZM263 153H264V152H263ZM2 154L0 153V156H1V157H2ZM79 154H80V153H79ZM104 154H105V153H104ZM167 154H168V153H167ZM203 154H204V153H203ZM203 154H202V155H203ZM206 154H208V153H206ZM19 155H20V154H19ZM21 155H22V154H21ZM100 155H101V153H100ZM200 155H201V153H200ZM225 155H226V156H225ZM263 155H264V154H263ZM14 156H15V155H14ZM24 156H25V154H24ZM75 156H76V155H75ZM203 156H204V155H203ZM203 156H202V157H203ZM205 156L207 157L208 155H205ZM209 156H211V154H210ZM218 156H219V157H218ZM1 157H0V158H1ZM35 157H36V156H35ZM94 157H95V156H94ZM94 157H93V158H94ZM96 157H95V158H96ZM197 157H198V156H197ZM212 157H214V156H212ZM215 157H216V156H215ZM16 158H17V156H16ZM19 158L22 159V160L24 159V157L21 158V156H20ZM28 158H29V157H28ZM58 158H59V157H58ZM179 158H180V157H179ZM3 159H4V157H3ZM7 159H8V158H7ZM10 159H11V158L9 157L8 160L10 161ZM13 159H15V158H13ZM99 159H100V158H99ZM144 159H145V158H144ZM203 159H204V157H203ZM206 159H207V158H206ZM215 159H216V158H215ZM4 160H6V159H4ZM4 160H3V161H4ZM18 160H19V159H18ZM200 160H201V159H200ZM204 160H205V159H204ZM208 160H209V158H208ZM208 160H206V162H207ZM3 161H2V159H0V173H2V175H3V173H6V176H7V173H8V175H9V174L12 175L13 178H14V177H17V176H21V177H22L21 181L23 180V181H25V183L27 184V186H26V193H22V194H27L26 196L30 198V200H28V201H30V202H28V204H29V208H27V209H29V211L33 212V215H34V217H33V221H34V222H33V223H35V227L33 228V232H32L33 235H34V241L32 240L33 237L30 238V239H31V242L33 241V242H36V243H37V244H36L37 246H35V244H34V246H35L36 248H37V247L39 248V250H40V253H39L40 256H41V255H44L45 251H47L46 249L48 248V246L51 245V241H52L53 239H56L55 241L57 242V238H60V240H62V238L65 237V236H63V235H64L67 231H68L67 234L70 233L69 231H70V228H71V227H69V225L67 224V220H69V219H68L67 217H64V216H63V213L65 212L64 209L67 210L68 208H66V207H67V206H68V207L71 206L72 208H74V209L78 212V214H79V212L82 214V211L80 210V208H81V202H82V201L85 202V200H82V199L80 200V196H79L80 193H78V191H77V192H76V191H74V192H73V191H72V192L70 191L71 193H70V192L68 193V190L66 191V189H64L65 186L63 187V185H62L57 179H53V181H52V180L50 181V183H52V185H53V187H52V186H51V187L54 189V192H55V194H54V195H55V199H54V198H53V199H54V201H55V204L58 205V206H54V209H56V207H59V208H58V210H57V209L54 210L55 213H53V214H49V213H48V214L50 215V216H48L44 211H42V210L39 209V208H40V207H39V204H40V202H41L39 196H40L42 193H41V191H40L39 188H38V184H37V186H36V184H34V183L31 184V182L33 181V180H32V179H33V176H34V174L36 173V170H35V173H34L33 170H34V169H37V170H39V173H41V172L43 173V171L40 172V169H39L38 167H37V168L35 167L34 163H32L33 160H31V161L26 160L25 162H22L21 160H19V161H21V163H19V161H18V163H16V162H12V160H11V162H8V161H4V162H3ZM94 161H95V160H94ZM149 161H150V160H149ZM209 161H210V160H209ZM213 161L216 163V160H213ZM49 162H51V161H49ZM137 162H138V161H137ZM202 162H203V161H202ZM210 162H211V161H210ZM210 162H208V163H210ZM36 163H37V162H35V164H36ZM208 163H207V164H208ZM54 164L56 165V163H54ZM54 164H53V165H54ZM134 164H135V163H134ZM202 164H203V163H202ZM32 165H33V166H32ZM40 165H42V164H40ZM44 165H45V164H44ZM60 165H61V164H60ZM135 165H136V164H135ZM204 165H205V163H204ZM210 165L212 166V163H210ZM210 165H207V166H210ZM219 165H220V164H218V167L221 166V165H220V166H219ZM36 166H37V164H36ZM38 166H39V165H38ZM42 166H43V165H42ZM57 166H58V165H57ZM157 166H158V165H157ZM205 166H206V165H205ZM213 166H214L215 169H216V165H213ZM225 166H226V165H225ZM33 167H34V168H33ZM51 167H54V166H51ZM80 167H81V166H80ZM191 167H192V166H191ZM194 167H195V166H194ZM218 167H217V168H218ZM222 167H224V166H222ZM40 168H41V167H40ZM130 168H131V167H130ZM220 168H221V167H220ZM227 168H228V169H227ZM230 168H233V167H230ZM45 169H47V167H46ZM53 169H54V168H53ZM84 169H85V168H84ZM115 169H116V168H115ZM224 169H226V170L229 171V167H228V166H227V167H224ZM259 169H260V170H259ZM50 170L52 171V169H50ZM56 170H57V169L55 168V171H56ZM73 170H74V168H73ZM32 171H33V176H32ZM45 171H46V170H45ZM55 171H54V172L52 171V173H54V174L56 175V173H57L58 171H57L56 173H55ZM65 171H66V170H65ZM74 171H75V170H74ZM172 171H173V170H172ZM230 171H231V169H230ZM262 171H263V172H262ZM46 172H47V171H46ZM66 172H67V171H66ZM77 172H79L78 175L81 176V174H80L81 171H78V169H77V170H76V173H77ZM97 172H98V171H97ZM220 172H221V171H220ZM68 173H69V172H68ZM92 173H93V172H91L90 174H92ZM147 173H148V172H147ZM223 173H224V172H223ZM36 174H37V173H36ZM54 174H52V175H54ZM58 174H59V173H58ZM70 174H71V172H70ZM72 174H73V175H71V177H72V176L74 177V173H72ZM181 174H182V173H181ZM2 175H0V179H1ZM42 175H45V173L42 174ZM46 175H47V173H46ZM66 175H68V174H66ZM147 175H148V174H147ZM224 175H225V174H224ZM29 176H31V179H29ZM56 176H58V175H56ZM69 176H70V175H68V177H69ZM83 176H85V175L83 174ZM83 176H82V177H83ZM142 176H143V175H142ZM221 176H223V175L221 174ZM7 177H9V176H7ZM36 177H37V175L34 176V178H35V183H36V180H37ZM58 177H60V176H58ZM71 177H70L69 180H71ZM149 177H150V176H149ZM217 177H218V176H217ZM9 178H11V177H9ZM44 178H45V177H44ZM84 178H85V180L87 181V178H86V177H84ZM84 178H83V180H84ZM14 179H15V178H14ZM39 179H40V178H39ZM42 179H43V176H42ZM47 179H49V178H45V180H47ZM73 179H75V177H74ZM218 179H219V178H218ZM9 180H12V181H13L12 178L9 179ZM17 180H18V179H17ZM29 180H30V181L32 180V181L30 182ZM92 180H93V179H92ZM230 180H231V177H230ZM232 180H233V179H232ZM15 181H16V180H15ZM18 181H19V180H18ZM23 181H22V182H23ZM41 181H42V180H40V182H41ZM72 181H73V180H72ZM72 181H71V183H72ZM167 181H168V180H167ZM182 181H183V180H182ZM19 182H20V181H19ZM62 182H63V181H62ZM83 182H85V181H83ZM83 182H82L81 179H78V184L80 185V189H81V185H82V188H83V184H85V187H86V182H85V183H83ZM210 182H211V181H210ZM222 182H223V181H221L220 183L218 182V183L221 184ZM231 182H233V181H231ZM17 183H18V182H17ZM71 183H70V184H71ZM88 183H89V182H87V185H88ZM42 184H43V181H42ZM75 184H76V183H75ZM75 184H74V186H75ZM156 184H157V183H156ZM263 184H264V183H263ZM24 185H25V184H24ZM229 185H230V184H229ZM260 185H261V184H260ZM70 186H71V188H72V184H71ZM89 186H90V184H89ZM89 186H88V187H89ZM177 186H178V185H177ZM257 186H258V185H257ZM262 186H263V185H261V187H262ZM22 187H23V184H22ZM39 187H40V186H39ZM85 187H84V188H85ZM88 187H87V189H88ZM205 187H206V186H205ZM205 187H204V188H205ZM259 187H260V186H259ZM23 188H25V186H24ZM37 188H38V190H39L38 193H39V194L41 193L40 195L37 194ZM43 188H45V187L43 186ZM71 188H70V189H71ZM84 188H83V189H84ZM154 188H155V187H154ZM208 188H209V187H206V190H207V191H208ZM8 189H9V188H8ZM8 189H7V190H8ZM68 189H69V188H68ZM149 189H150V188H149ZM210 189H211V188H209V190H210ZM243 189H244V188H243ZM255 189H256V186H255V188H253L252 186H250V187H247L245 190H243L242 193H241V192H240V193L238 192V194H236L237 192L235 193V194L237 195V198H236V197H235L236 199H235V198H232V199H235V200H233V201H234L233 204H232V202H230L232 205L229 203V204L231 205V207H230V209H229L230 211L228 210V207L226 208L227 212L230 213V214L228 213L229 216H227V217H229V221H228V222H225L226 225L229 224V225H228V227H230L229 230L233 229L232 231L236 233V231H240V230L242 229V226H241V225H242L244 222H246L247 220H245V219H240V218L242 217V216H241V214H242L241 212H245V215H246V212H247V214H252V215L249 216L250 218L253 217V214H255L254 217H253V219H252V224L254 223L253 226H255V225L257 224L256 221H257V219H258L257 222L260 223L261 225H260V224H259V225L257 224V226H258L259 228H261V226L264 227V205H263L264 202H263V204H262L263 206H262V205H261V202H262V201H260V205H261L263 208H261V206H260V207L258 206V204H259V203H258L259 199H260V198H261V199H262V198L264 199V197H262V196L264 195V187H263V188H260V189H256V190H255ZM41 190H43V189H41ZM72 190H73V189H72ZM77 190H78V187H77ZM89 190H90V188H89ZM89 190H88V191H89ZM202 190H203V188H202ZM202 190H201V191H202ZM239 190H240V189H239ZM239 190H238V191H239ZM5 191H6V190H5ZM20 191H21V190H20ZM43 191H44V190H43ZM83 191H84V190H83ZM85 191H86V189H85ZM141 191H142V190H141ZM203 191H204V190H203ZM211 191H212V190H211ZM52 192H53V190H52ZM89 192L92 193L91 190H90ZM208 192H209V191H208ZM208 192H206V193L209 194L210 192H209V193H208ZM206 193H205V194H206ZM9 194H10V193H9ZM44 194H45V193H44ZM44 194H43L42 197L45 196ZM78 194H79V195H78ZM96 194H98V193H96ZM207 194H206V195H207ZM81 195H82V194H81ZM202 195H203V193H202ZM233 195H234V193H233ZM238 195H239V196H238ZM1 196H2V194L0 195V260H2V261L0 262V264H12V263H15V264H31V260H30L29 255H28L29 253L27 254V252H26L27 255L24 256V257L21 259V261H19V262H18V261H17V262H12V261L10 262V261H8V258L10 257V256H9V251H11L12 248L18 247V245L23 246V244H24V245L27 244V243L25 244V242L27 241V240H26V239H27V236H26L27 234L25 235V236H26V239H25V238H24V235H23L24 233H22V234L19 233V229H20V228L18 227V223H19V221H17L18 219H16L17 216L14 217L13 214H11V212H10L11 208L8 209V210L6 209V210L8 211V212H6V210L4 209V206H5L7 203H9V202H7V201H3L4 198L2 199ZM83 196H86V194H85V195L83 194L82 197H83ZM97 196L99 197V195H97ZM21 197H22V196H21ZM49 197H50V196H49ZM82 197H81V198H82ZM89 197H90V196H89ZM203 197H204V196H203ZM203 197H202V200H201V198L199 199V200L201 201V204H202V201H203ZM205 197H206V196H205ZM205 197H204V201H205V200H208V199H206ZM232 197H234V196H232ZM8 198H9V195H8ZM44 198L47 199L46 197H44ZM44 198H42V199L44 200ZM91 198H92V197H91ZM94 198H95V197H94V195H93V200H95ZM171 198H172V197H171ZM18 199H21V198H18ZM22 199H23V197H22ZM22 199H21V200H22ZM50 199H51V198H50ZM232 199H230V200H232ZM9 200H10V198H9ZM25 200H26V197H25ZM90 200H91V199H90ZM103 200H104V199H103ZM19 201H20V200H19ZM23 201H24V199H23ZM39 201H40V202H39ZM44 201L46 202V200H44ZM80 201H81V202H80ZM91 201H92V200H91ZM204 201H203V202H204ZM6 202H7V203H6ZM42 202H43V201H42ZM48 202H49V201H48ZM84 202H83V203H84ZM94 202H95V201H94ZM105 202H106V201H105ZM83 203H82V204H83ZM174 203H175V202H174ZM243 203H244V204H243ZM11 204H12V203H11ZM45 204H46V203H45ZM87 204H88V202H87ZM92 204H93V203H92ZM94 204H96V203H94ZM199 204H200V202H199ZM203 204L205 205V202H204ZM210 204H211V203H210ZM229 204H228V205H229ZM7 205H8V204H7ZM14 205H15V204H14ZM170 205H171V204H170ZM226 205H227V204H226ZM230 205H229V206H230ZM11 206H12V205H11ZM43 206H44V203H43ZM83 206H84V205H83ZM94 206H95V205H94ZM106 206H107V203H104V204H103V207H106ZM24 207H27V206L24 205ZM41 207H42V205H41ZM89 207L91 208V206H89ZM141 207H142V208H145V206H141ZM200 207L202 208V207H204V206L201 205ZM241 207H244L245 209H242ZM5 208H6V206H5ZM7 208H8V206H7ZM19 208H20V207H19ZM42 208H43V207H42ZM42 208H41V209H42ZM48 208H49V206H48ZM99 208H100V207H99ZM181 208H182V207H181ZM258 208H260V209H258ZM16 209H17V208H16ZM27 209H26V212H25V213L29 215V211H28V213H27ZM100 209H101V208H100ZM179 209H180V208H179ZM240 209H242V211H241ZM45 210H46V208H45ZM72 210H73V209H72ZM75 210H74V211H75ZM93 210H94V208H93ZM93 210H92V213H93ZM121 210H122V209H121ZM146 210H147V209H146ZM149 210H150V208H149ZM239 210H240L241 212H240ZM244 210H245V211H244ZM11 211H12V210H11ZM17 211H18V210H17ZM17 211H16V210L14 211V209H13V213H14V215L18 213ZM56 211H57V212H56ZM63 211H64V212H63ZM67 211H68V210H67ZM67 211L64 213V215L67 214ZM76 211H75V212H76ZM94 211H95V210H94ZM138 211H139V210H138ZM158 211H159V214H160V215H166V214L168 213V212H167V203H166L165 201H164V202L161 201V203L158 205ZM177 211H178V210H177ZM15 212H16V213H15ZM77 212H76V213H77ZM88 212H89V211H88ZM139 212H140V211H139ZM50 213H52V212H50ZM89 213H90V212H89ZM94 213H95V212H94ZM169 213H170V211H169ZM26 214H25V215H26ZM73 214L75 215V213H73ZM78 214H77V216H78ZM146 214H147V213H146ZM171 214H172V213H171ZM174 214H175V213H174ZM256 214H257L258 216H256ZM18 215H19V214H18ZM74 215H73V216H74ZM82 215H83V214H82ZM82 215H80V217H78V218L74 216L75 219L77 218L76 221H78L79 218H80V219L82 220V223H83V219H84L85 217H84V218H81V217H83ZM93 215H94V214H93ZM123 215L127 216V213H126V214L124 213ZM131 215H132V214H130V216H131ZM142 215H143V213H142ZM177 215H178V214H177ZM196 215H197V214H196ZM226 215H227V214H226ZM226 215H225V217H226ZM134 216H136L135 219H137V215H134ZM152 216H153V215H152ZM174 216L176 217V214H175ZM180 216H182V215H180ZM191 216H192V215H191ZM247 216H248V215H247ZM19 217H20V216H19ZM113 217H114V216H113ZM117 217H119V219H120V218H121V215H120V216H117ZM123 217H124V216H123ZM127 217H129V215H128ZM127 217H125V220H126ZM182 217H183V216H182ZM255 217H256L255 222H253ZM257 217H258V218H257ZM17 218H18V217H17ZM25 218H26V217H24V219H25ZM28 218H30V217H27V218H26L27 221L29 220ZM65 218H66V219H65ZM133 218H134V217H133ZM250 218H249V221H251ZM31 219H32V218H31ZM31 219H30V220H31ZM87 219H88V217L85 218V220H87ZM98 219H99V218H98ZM106 219H107V217L105 218V220H101V222H103L104 226L107 228L108 224H107V225H105V224H106L107 222H109L110 220H109V221H106ZM108 219H109V217H108ZM115 219L117 220V218H115ZM115 219H114V220H115ZM131 219H132V216H131ZM225 219H227V218H225ZM247 219H248V218H247ZM42 220H43V221H44V220H47V221H48L47 228H46L45 230H43V231H41L42 229L40 230V229H37V228H36V226H37L36 223L39 224V222L42 221ZM88 220H89V219H88ZM95 220H96V219H95ZM120 220H121V219H120ZM142 220H143V219H142ZM179 220H180V219H179ZM240 220H242V221L240 222ZM244 220H245V221H244ZM99 221H100V220H98V223H99ZM104 221H106V222H104ZM117 221H119V220H117ZM121 221H122V220H121ZM130 221H132V220H130ZM243 221H244V222H243ZM249 221H247V223H248ZM45 222H46V221H45ZM73 222H74V221H73ZM84 222H86V221H84ZM87 222H90V220L87 221ZM87 222H86V223H87ZM96 222H97V221H96ZM128 222H129V221H127V222H125V223L128 225ZM205 222H206V221H205ZM207 222H208V221H207ZM207 222H206L205 224H203V225H206ZM211 222H212V221H211ZM80 223H81V222H80ZM86 223H84V224L86 225ZM120 223H121V222H120ZM120 223H118V225H120ZM155 223H156V222H155ZM174 223H175V222H174ZM182 223H183V222H182ZM208 223H210V222H208ZM241 223H242V224H241ZM249 223H251V222H249ZM123 224H124V223H123ZM126 224H125V226H126ZM153 224H154V222H153ZM210 224L212 225V223H210ZM214 224H215V223H214ZM71 225H72V224H70V226H71ZM76 225H77V224H76ZM96 225H97V224H96ZM98 225H99V224H98ZM100 225H101V223H100ZM100 225H99V228H100ZM115 225H116L117 227H113V228H112L110 225L108 226L109 228H110V227L112 228V229H110V231H109V230L106 231V230H105L106 228L103 227V225H102V228H105V229H103V230H105V231H106V234H108V235H106V234L104 233L105 231L102 232V233H104V235H106V238H107V237L110 238V236H113V235L116 236V235L119 234L118 232L120 231V227H118L117 222L115 223ZM115 225H114V226H115ZM176 225H177V224H176ZM208 225H209V224H208ZM208 225H207V226H204V228H202V229H206V230H204V232L202 231V234H203V235H202V236H203L202 239H203L204 244H206V243L208 244V241H209V243H210V241L213 242V243H214V241L217 242V241H216L217 239H216L215 237H212L211 231L213 232V230L210 228L211 225H210V226H208ZM33 226H34V225H33ZM43 226H44V225H43ZM123 226H124V225H123ZM123 226H122V227H123ZM125 226H124V227H125ZM144 226H145V225H144ZM154 226H155L156 228H159V227H160L159 230L163 228V227L161 228V226L157 225V223L154 224ZM248 226H249L250 228L252 227V226H250V224H248ZM45 227H46V226H45ZM45 227H43V229H44ZM73 227H75V226L73 225ZM165 227H166V225H165ZM201 227H203V226H201ZM38 228H41V227H38ZM77 228H78V227H77ZM102 228H101V230H102ZM125 228H126V227H125ZM147 228H148V227H147ZM156 228H155V229H156ZM212 228H213V227H212ZM250 228H249V229H250ZM254 228H255V227H252L250 230H252V229H253V230H255V229L257 230V228H255V229H254ZM31 229H32V228H31ZM166 229H167V228H166ZM202 229H201V230H202ZM73 230H74V229H73ZM123 230H124V229H121L122 232H123ZM156 230H157V229H156ZM159 230H158V231H159ZM167 230H168V229H167ZM167 230H165V228H163V229L161 230L162 233H163V234H162V237L164 236V238H165L166 240H169V242H171V239H170L171 236H170V233H169ZM201 230H200V234H201ZM217 230H218V229H217ZM253 230H252V231H253ZM256 230H255L254 232H256ZM259 230H260V229H259ZM259 230H257L258 233H259ZM263 230H264V229H263ZM21 231H22V230H21ZM23 231H24V230H23ZM31 231H32V230H31ZM31 231H29V233H30ZM121 231H120V233H121ZM242 231H243V233L245 232L243 229H242ZM71 232H73V231H71ZM107 232H108V233H107ZM124 232H125V231H124ZM124 232L121 233V236L124 234ZM170 232H171V231H170ZM254 232H252V233H254ZM260 232H261V230H260ZM117 233H118V234H117ZM138 233H139V232H138ZM140 233H141V232H140ZM150 233H151V232H150ZM235 233H234V234H235ZM262 233H264V232H262ZM30 234H31V233H30ZM62 234H63V235H62ZM67 234H66V235H67ZM70 234H71V233H70ZM90 234H91V233H90ZM99 234H101V233H99ZM159 234H160L159 236H161V232H159ZM214 234H215V232H214ZM240 234H241V233H240ZM255 234H256V233H255ZM22 235H23V236H22ZM28 235H29V234H28ZM60 235H62V238H61ZM101 235H102V234H101ZM142 235H143V234H142ZM151 235H152V234H151ZM236 235L238 236V233H237ZM243 235H245V234H243ZM246 235H247V234H246ZM246 235H245V236H246ZM252 235H253V234H252ZM263 235H264V234H263ZM263 235H262V237H264ZM31 236H32V235H31ZM95 236H96V235H95ZM138 236H139V235H138ZM140 236H141V235H140ZM152 236H153V235H152ZM178 236H179V235H178ZM178 236H177V237H178ZM202 236H201V237H202ZM241 236H242V234H241ZM247 236H248V235H247ZM247 236H246V237H247ZM249 236H250V235H249ZM254 236H258V235H254ZM259 236H261V234H260ZM259 236H258V237H259ZM29 237H30V236H29ZM29 237H28V239H29ZM92 237H93V236H92ZM126 237H127V236H126ZM172 237H173V236H172ZM250 237H251V236H250ZM258 237H257V239H258ZM72 238H74V237H72ZM132 238H133V237H132ZM213 238H214V239H213ZM238 238H239V237H238ZM238 238H237L236 240H238ZM241 238L243 239L244 237H241ZM241 238H240V239H241ZM252 238H253V237H252ZM252 238H250V240H251ZM30 239H29V240H30ZM94 239H95V238H94ZM172 239H173V238H172ZM242 239H241V240H242ZM247 239H248V237H247ZM253 239H256V238H253ZM253 239H252V240H253ZM260 239H261V237H260ZM146 240H147V239H146ZM148 240H149V239H148ZM151 240H152V239H151ZM153 240H154V239H153ZM200 240H201V238H200ZM252 240H251V242H252ZM258 240H259V239H258ZM55 241L53 240V242H55ZM66 241H67V240H66ZM173 241H174V242H173ZM173 241H172V244H171L170 247H169L168 244H167V246H168V248H169V253H167V254H169V257H170V258H168V255H167V254L164 255V256H167V259L171 260V262H172L173 264H179V260L181 259L179 255H180V252H181V251H180V248H179L178 246L180 245V243H179L178 241H176V243H177V242L179 243V245L177 246L178 243L175 244V238H174ZM196 241H197V240H196ZM198 241H199V240H198ZM201 241H202V240H201ZM206 241H207V242H206ZM244 241H246V240L244 239ZM244 241H243V243H244ZM259 241H260V240H259ZM58 242H59V240H58ZM88 242H89V241H88ZM90 242H91V241H90ZM100 242H101V241H100ZM142 242L144 243L143 246H142V244H141L142 248L144 247L145 249H147L145 246H147V245L149 246V242H148V241H144V240H142ZM151 242H152V241H151ZM166 242L168 243V241H166ZM166 242H163V243H166ZM203 242H202V243H203ZM237 242H239V241H237ZM240 242H241V241H240ZM240 242L238 243L239 246H241V245L243 244L242 242H241V244H240ZM246 242H247V241H246ZM253 242H254V241H253ZM253 242H252V243H253ZM261 242L263 243L264 240H262ZM29 243H30V242H29ZM79 243H80V242H79ZM125 243H126V242H125ZM202 243H199V244H201V246H202ZM213 243H211V244L213 245ZM231 243H232V242H231ZM233 243L235 244L234 240H233ZM248 243H249V245H246V243H245V245H244V246H246V247L248 248V249H247L246 247H244V250L247 249V253L245 252V254H247V257H246L244 254L242 255V252H243L242 249H243V247H241V249L239 250V251L241 252L240 255L245 256L246 258H248V262H250V261L252 262V261H253V262H252L253 264H255L254 261L259 262V263L262 261L261 263L264 264V258H263V260H262V258H261V255H264V252H262L261 255H260V257H259V255H258L259 253L257 254L256 251H254V250L257 248V247H255L256 244H255V245H254V244H251V245H253V246H251V245H250V242H248ZM255 243H256V242H255ZM258 243H259V242H258ZM258 243H257V244H258ZM262 243H261V244H262ZM72 244H74V243H72ZM77 244H78V243H77ZM92 244H93V243H92ZM92 244H91V245H92ZM104 244H105V243H104ZM116 244H117V243H116ZM161 244H162V242H161ZM211 244H210V245H211ZM27 245H28V244H27ZM29 245H30V244H29ZM69 245H71V243L68 244V246H69ZM74 245H75V246H71V247H69V249H68V250H69V253H67L68 256L66 255V253H65V256H67V257L64 256L66 259H67L68 257H70V258H68L66 261H64V263H63V261H60V263L62 262L63 264H72V263H73V264H76V263H77L76 260H75V262L72 261V260H73V259H77L78 257L80 258V256H83V255H82V254H84L83 252H84L86 249L88 250V248H87V245H88V244H87V241H86L85 243L82 242V243L79 244V245H76V244H74ZM94 245H95V243H94ZM96 245H97V244H96ZM144 245H145V246H144ZM196 245H198V242L196 243ZM212 245H211V246H212ZM231 245H232V244H231ZM258 245H259V244H258ZM60 246H61V245H60ZM68 246H67V247H68ZM88 246H89V245H88ZM167 246H166V248H167ZM215 246H217L216 243H215ZM215 246H214V247H215ZM233 246H234V245H232V247H233ZM242 246H243V245H242ZM23 247H24V246H23ZM100 247H101V246H100ZM108 247H109V246H108ZM162 247H164V244H162ZM236 247H237V246H236ZM253 247H254V248H253ZM258 247H259V246H258ZM10 248H11V249H10ZM24 248H25V247H24ZM36 248H35V249H36ZM49 248H50V247H49ZM55 248H56V247H55ZM111 248H112V247H111ZM113 248H114V247H113ZM164 248H165V247H164ZM215 248H216V250H217V247H215ZM215 248L213 249L214 251H216ZM222 248H223V247H222ZM262 248H263V247H262ZM18 249H21V252H23V248L20 247V248H18ZM18 249H17V250H18ZM99 249H100V248H99ZM121 249H122V248H121ZM195 249H196V248H195ZM198 249H201V248H198ZM234 249H235V248L233 247V250H234ZM257 249H258V248H257ZM260 249H261V248H259L258 252L260 251ZM13 250H14V249H13ZM13 250H12V253H13ZM29 250H30V249H29ZM36 250H37V249H36ZM36 250H35V251H36ZM39 250H38V251H39ZM100 250H101V249H100ZM125 250H126V249H125ZM147 250H148V249H147ZM163 250H164V249H163ZM163 250H162V251H163ZM183 250H185V249H183ZM233 250H231V251L233 252ZM122 251H123V250H122ZM144 251H145V250H143V252H144ZM160 251H161V249H160ZM164 251H165V250H164ZM196 251H197V250H196ZM234 251H237V248H236V250H234ZM263 251H264V250H263ZM16 252H17V251H16ZM21 252H20V253H21ZM89 252H90V251H89ZM165 252H167V251H165ZM182 252H183V251H182ZM182 252H181V253H182ZM216 252H217V251H216ZM10 253H11V252H10ZM24 253H25V252H24ZM24 253H23V254H24ZM113 253H114V252H113ZM147 253H148V252H147ZM199 253H200V252H199ZM214 253H215V252H213L212 255H215ZM238 253H239L238 251L235 252V254H238ZM17 254H19V253H17ZM32 254H33V253H32ZM32 254L30 253L31 257L33 258V256H35V255H32ZM36 254H37V252H36ZM46 254H47V253H45V255H46ZM93 254H94V253H93ZM137 254H138V253H137ZM139 254H140V253H139ZM143 254H144V253H143ZM219 254H220V253H219ZM256 254H257L258 256H257ZM10 255H12V254H10ZM13 255H14V253H13ZM45 255H44V256H45ZM58 255H59V252H58ZM106 255H107V254H106ZM146 255H147V254H146ZM149 255H150V254H149ZM216 255H217V253H216ZM21 256H22V253H21V255H20V258H21ZM36 256H37V255H36ZM40 256H37V257L39 258ZM44 256H43V257H44ZM127 256H128V255H127ZM219 256H221V255H219ZM15 257H16V256H15ZM43 257H41L40 259H42ZM59 257H60V256H59ZM84 257H85V256H84ZM94 257H95V256H94ZM111 257H112V256H111ZM262 257H264V256H262ZM38 258H37V259H38ZM71 258H72V260H71ZM178 258H180V259H178ZM189 258H190V257H189ZM221 258H222V257H221ZM221 258H220V259H221ZM243 258H244V257H243ZM6 259H7V260H6ZM17 259H18V258H17ZM45 259H46V258H45ZM45 259H44V260H45ZM69 259H70V260H69ZM101 259H102V258H101ZM138 259H139V258H138ZM150 259H151V256H150L149 260H150ZM163 259H164V257H163ZM185 259H186V258H185ZM216 259H217V258H216ZM220 259H219V257H218V260H219V261H217L218 264H223L222 262H225V261L223 260V261L221 262ZM9 260H10V259H9ZM13 260H14V257H13ZM15 260H16V259H15ZM32 260H33V259H32ZM42 260H43V259H42ZM46 260H48V259H46ZM46 260H45V261H41V264H47V261H46ZM77 260H78V259H77ZM169 260H168V261L166 260V261H167V264H168V262H170ZM212 260H213V258H212ZM212 260H211V261H212ZM257 260H259V261H257ZM260 260H261V261H260ZM104 261H105V258H104ZM104 261H103V262H104ZM127 261H128V259H127ZM134 261H135V260H134ZM185 261H186V260H185ZM244 261H245V259H244ZM32 262H33V261H32ZM106 262H107V260H106ZM106 262H104V263L101 262V263H102V264H108V263H106ZM180 262H181V261H180ZM186 262H187V261H186ZM189 262H190V261H189ZM212 262H213V263H212ZM212 262H211V263L214 264V261H212ZM215 262H216V261H215ZM217 262H216V263H217ZM251 262H250L249 264H251ZM39 263H40V262H39ZM58 263H59V262H58ZM58 263H57V264H58ZM81 263H82V262H81ZM85 263H86V262H85ZM90 263H91V262H90ZM138 263H139V262H138ZM151 263H152V262H151ZM244 263L248 264L247 262H244ZM259 263H258V264H259ZM86 264H87V263H86ZM92 264H95V263L93 262ZM97 264H100V263H97ZM153 264H154V263H153ZM180 264H181V263H180ZM185 264H186V263H185ZM187 264H188V263H187ZM225 264H226V263H225ZM256 264H257V263H256Z\"/></svg>",
	"mask_w": 264,
	"mask_h": 264
}]
</instances>
